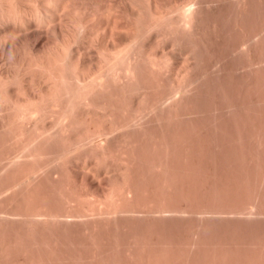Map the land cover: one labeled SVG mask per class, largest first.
Here are the masks:
<instances>
[{
    "label": "bare ground",
    "instance_id": "6f19581e",
    "mask_svg": "<svg viewBox=\"0 0 264 264\" xmlns=\"http://www.w3.org/2000/svg\"><path fill=\"white\" fill-rule=\"evenodd\" d=\"M30 1L31 2L29 3V0H26V1L25 0H0V43L2 42V45H4L6 42L11 40L12 38H15V40L16 39L18 40V38L20 37L21 42L24 43L25 45L23 46V45H21L22 44L21 42L19 43L20 39H19V41L13 40L14 43L17 46H19V48H23L26 51H27V47H28V51L25 54H23L24 51L23 52H22V50L19 51L18 50L19 48L18 49L16 48L17 52H15L14 48L17 46H15V44H13L12 41L11 42L9 41V43H12L15 47L13 48L14 53H11L10 56L8 55L9 56L8 60L10 62L7 63L6 62L7 59L5 60L3 58V57H6V56H4V53H3V50L5 48L3 49L2 45H0L2 47V50L0 51V52H2V54L0 53L1 54L0 55V117H2L4 119V121L2 123H0V125L1 124L3 125V126H1L2 128L0 127V130H1L0 134L4 133L6 135V137H8V138H6L2 134L0 135L1 138L5 137L4 139L7 140L6 141V140L2 139L3 142L4 141L6 142V143H4V145H2L3 142L0 141V145L3 146V147H0V152L5 150V149H6V151L10 150V149H7V148H9V146H7V145L10 142H11V144H9V145H10L11 151H12V153H11V151H10V153L8 152L9 155L5 151H3V152H5L7 154H4L2 152L4 154L3 155L2 153H0L1 155H3V156L0 155L1 164L7 163L9 161L8 164L6 165V166H8V165H11L10 163H12V167L9 166L10 167L9 170L6 168V166L4 164L2 166L0 164L1 168L3 167L2 168L3 171L5 170L4 173H6V174H4V173L2 174L1 173L2 169H0L1 170L0 173L4 176V178L6 177L5 175H7L8 172H10L8 174L9 176L12 175L10 177L11 179L6 177L7 178L6 182L10 181V183H9L10 186H9V184L5 183V181H2V183L4 182L6 184V186L4 187L3 186L4 184L1 183L0 193H2V192L5 193V194H3V193L2 194L5 195V198H6L7 197L6 190H8L6 188L7 185H8V188L13 187L12 188V190H13L16 188V186H18V188L19 187L24 188V185L27 184V187L25 186V188L29 189V191L31 190V188H33L31 191H34V192L30 193L26 189L24 191L23 188H22L23 190L21 188H19V190L22 191L21 194L18 193V191H19V190H17L18 188L15 189L16 192H15V190H13V191L16 194L17 193L20 194V196L21 195L23 196L26 193V191H28L30 194L27 192L26 193L27 195L25 194L23 197H21V198H24V201H25L26 196H27V198H30L32 196L31 195L32 193L34 195L35 190H36V192L40 191V193L37 195L38 198L41 196H44L46 198L44 193L42 195V192H43L42 190L44 188L40 189L41 186L43 187L44 182L47 183V181L48 182L52 181L51 177H53L54 179H57V177H54V176H59L61 174V173L58 174V172L60 170H62L64 165L66 166V163L69 164L70 166L73 164L76 165L75 163H77V162H78L77 164H79L80 161H82L83 164H87V162L89 163V160H90V163H92L94 161V158H95V160H96V158L99 159L98 157L101 155L100 158L102 159L103 154H106L105 156H107L108 153H109L107 156L108 158H109V156L113 155V157L110 158V160H112V163H113L112 158H114V157L117 158L118 156H120L119 157L120 159L117 158L118 160L116 158H114V162L115 161L121 162V163L119 162L120 169L118 167H116L115 165H113L116 163V165L118 166L117 162L111 164L110 161H107L110 163V165H108L109 163L107 164L108 166H110L111 168L116 167V168H114V170L112 169L113 173H115L114 171L116 169H118L119 172L118 171L117 172L120 174V170L122 167L128 168L127 166H129V167L132 166L131 169L129 168L131 171L129 169H127V171H126L124 168V170H122L121 173L123 174L125 171L124 175L125 174L127 175L128 171H129L130 172V175L128 173L129 179H130V177L132 179H134V182L135 183L137 182V184H136L137 186L139 183H141V185L139 184L140 186H138V190H139V187H141V186L144 187L146 185V183H145L147 181L146 179H148V181L150 180V182H151V180H152V182L153 181L154 182L153 183L149 182V184H152L151 185L152 189L150 188L151 191L148 192L147 189H149V188L147 186L145 188L147 191L145 190V192H143L144 190H141V188H140L141 191H138L135 189V187L137 188V186L134 185L135 183L134 182H133L134 184L132 183L133 180L130 182L132 184H130L124 178V177H127L126 175L125 176H122L121 174L117 175V172H116L117 177L115 176V179L116 178H118V179H116V181L113 180V182H111V183H115V182L119 183L118 181L121 180L120 176H122L126 181L124 179H123L124 181L121 180L120 183L121 182H123V183L122 184L119 183V185H121V186L123 185V187H121L122 189H125L124 187L130 185V186L126 187V189H125L128 191L124 192L122 194H119V193H121L120 191L118 193L120 186L118 184L116 186V183H115V184H113V188L116 189L118 187L119 189H116L117 191L113 190L112 193L107 195V196H105V194L103 195L101 192H99V194H95L96 191H100L101 188H105L104 185L106 183H107L106 184L107 186L109 185L107 187L108 189L110 188V186L112 187V184L111 185L108 184V182L105 180L106 183H103V185H99V186H102V187H100V190L96 189L95 191H93V194L97 195L98 197L103 195V196L99 197L102 200L101 199L99 200L98 197H97L98 199H96V197L93 194H91V192L89 191V190H91V191L93 190V188L91 187L93 184L91 186L89 185V187H88L85 184L88 182L86 179L87 177L85 178L84 174L83 175L81 174L82 177L84 176L83 179L85 178L86 180L85 179L84 180L87 182H85L84 180L82 181L81 180L82 178L80 177V175H79V177L81 179L79 177L78 178L81 180V183L84 182L83 184L86 185V186L84 185V187H85L84 189L88 188V190H86V192L87 191L90 192L87 196V198L88 197L90 198V200H88L85 198L86 196L82 197V196L87 194L82 187L83 184L80 183V185H82V186H79V183H78L77 184L78 186L77 185H75V186H77L79 189L82 188V192L84 191L85 194H84V192H83V194L80 192H77L79 189H77L75 186H74V188H76V189L71 187L72 185L75 184V182H74V184L70 183L71 186L70 185L69 186L72 189H74L75 192H77V193H75L72 190L74 192V194L72 193L73 195L71 194V192H72L71 188L68 187L67 184H68V181L71 180V178H72L71 182H73V180L74 181L76 180V182H78V181L80 182V180L75 179V177L78 176V175L75 176V173L78 171L77 169L79 167H80V169H82V171H85L87 169L86 166H89L88 167L89 170H86V171L89 172L91 170V173L94 176V173L96 171L99 172L101 170V169H99V171L94 170V168L95 169L98 168L99 164L97 165V167H93L94 165H96L95 163H97L96 161H94L95 162L94 164L92 163L90 165L89 164L85 165L86 169L84 168L83 165L79 164L80 166L78 165L79 167L77 168V166H76L75 167L76 169H74V170H76L75 173L73 172L74 170L73 171L69 170L70 167L68 165L67 166V170H69L68 172L69 173L73 172L74 174L72 173L71 176H68L67 172H66V174H65V172L63 173L64 177L66 175L67 179L70 177L69 180L66 179L67 183L66 182L65 183H66V188L67 189L69 188V191H71V192L68 193L67 191H65L66 188L64 189L65 193L66 192L68 193L66 195L67 199L63 198L61 196V194L64 192L63 189L61 188L64 183H61V184L59 183L61 185V187H60V185L58 186V184H57L58 183L57 181L62 180V178H61L62 176H59V179H57L56 182L54 181L56 184H54V182H53V184H54V190L56 189V187H55L56 185L61 188L62 193H61V191H59L58 196L62 197V199H66L65 205L73 204L74 206L72 208L71 207L69 208V206L68 207L66 206L67 208H65L64 204L62 206L59 204L60 207L55 206V209L59 208V209H57V210H59L58 213L56 212L57 210L54 213L51 212L54 208L52 207L53 208L52 209L50 207V205L52 204V206H54L53 203H55L57 205H58V203H60L56 199H53L54 197L57 199L60 198L58 196H54V195H57L55 193H57V190H60V188H57L56 192L54 191L53 195H48L49 193L47 194L49 197L52 198V199L50 198L51 200H56V202L51 201L52 203L47 204L49 207L45 206V208H46L45 211L43 209V207H44L43 203L45 200H46L45 203L50 202L49 200L47 201V199H49L48 196H47V199H44V197H42L43 199L41 198V200L43 202L42 203L43 206L41 205L42 208H40V209H39V207H41V206L37 205V206H39L38 208L36 206L37 202L39 201L38 198L36 196H32V197H36V198L33 199L31 197V200H34V201L36 200V202L34 203V201H31V203L33 202L35 204V208L37 209L36 210L34 208V210H32L31 207H34V205H33V203L30 204L29 199L28 200L26 199L29 202V203L26 202L27 204L23 201V199L18 200L20 202H17V199H20V196L19 195L17 196L16 194L14 195V192H12L13 194L8 193V196H9V194H10V196H9V199H8V197L6 199H8L9 201L11 200V198H10L11 196H14L13 200L15 199V196L17 197L15 199L16 201L11 200V202H9V203L11 204L13 202H17L16 205L19 204L18 207H20V208L16 207L17 209H19L18 212H20L21 207H22V210L25 207L24 211L29 210V212H26V213L21 210V212H23L25 214V215H23L21 212L20 213H17V212L13 213L17 210H16V208L11 207L12 209L15 210L14 211V210L9 209L10 211H12L13 215L20 214V216H23V218H22L19 215H17L18 220H20V218H21V220H23L24 216H25V219L29 218L28 221H26L24 219V221L27 222V224L29 226L30 223H28V222L30 221L32 216L37 217V218L32 217L33 223L35 222L34 219H36L37 224H41V222L40 223L37 222V220H39L38 217L41 220H43L45 217V219L42 221L44 223L47 219V221L44 223V225L49 224L48 221H52L55 225L56 222H58V219L64 218L63 214H65L66 215L65 218L68 217V219H69V217L70 218L76 217L74 222H76L78 217H84L85 218V216H87L85 220L83 218H80V219L81 220L83 219L84 221H90L91 215L89 213L93 211V213H94V214H92L93 216L98 214V216L102 217V219H104V220H102L100 217L97 218V216H95L96 220H91V221L102 222V221L106 220V222H107V219L108 220L112 219V216L115 217L113 214H116L118 212L120 214L124 212L127 215V213L129 211H132L131 213L130 212L128 213L129 215H131L134 212L133 210H135V212L133 213L135 216V214L138 215V213H139L137 210L142 211L145 209H146V211L145 212L143 211L144 213H141L139 215L143 216L144 214L148 213V215L152 214L153 216H155L154 213H156L157 215L159 213L160 214L162 213L161 214L162 217H160V219L161 218L164 219L165 216L163 214H165L167 216V214H169V213L170 214L172 213V216L174 214L176 215L175 217L173 216L174 218H172V219H175V218L179 219L180 217H182L181 219H184L186 217L190 218L193 215L192 216L193 218H196V217L201 218V216H203L202 220H204V216L208 215L209 213H210V215L208 217L213 216L212 220L215 218L214 215L215 216L218 215L219 218L216 217V219H218V220L219 219L227 220L229 218H224L225 216H227L226 214H228V216H230V219H234V216L232 218L233 214L236 217L240 216V217H237L239 219H243L244 217H246L245 214H247L248 217H251V216L253 217V214H255L256 211H258V213L257 212L256 213L259 214V216L257 214H255L254 217H260V213L263 214V215H261V217L264 216V212L262 211V210H264V207L262 205H260L261 203L262 204L264 203V202H262L264 200V198H262V197H264V195H261V193L262 194H264V193L262 190H260L261 192H258V190L260 189L259 188L260 186H262L261 188L264 189V186L261 185V184H264V180H263V183L261 180H258L260 182L259 183L257 180L255 181L254 178L249 176V177H251L250 180L253 179L252 181H255L254 183H256V186H257V184H259V187H258V189L256 186L254 187L253 185H255V184L254 183L252 184V181H249L250 183H247L249 185H246V182L248 181V180H246V176L250 175V173L252 175L253 171H255L256 176L254 173L252 176L257 177L258 179L264 178V177H262L264 175L263 174L264 169L260 170V167H262V168L264 167V165L262 166V164H264V163L263 162L261 163L263 155H264V154H262V151L264 150V138H263L264 137V131H263L264 119L262 120V122L260 121L261 123L259 122L260 124L256 121L259 126L261 125L262 129L259 127L261 130L256 126V124H254V126H252V127L256 126L260 130L259 131L258 129H256L259 131V133H262L261 131H263V134H262L263 137L258 133V131L257 132L255 131V133L257 134L255 136L254 135L255 133L252 130L253 128L250 127L251 126L250 123H256V122H254L255 120L254 121L252 120L253 122L248 123V121H251V120L249 118H247L248 120L246 123L247 125L249 124L248 126L250 128V129L248 128V131L250 132V130H251V133L252 132L254 133V134L252 133L253 138L251 139V137H250V139L252 141L255 140L254 136L257 139L258 138L257 136L259 134V137H261V138H258V139H260V140L257 139L256 141L252 142L248 138L249 139V141H248L247 137L251 133L250 134L248 133V136H246V135L244 136L243 139L246 138V140L242 139L243 142L248 141V142H246L247 144L243 143L246 145V149L249 148V146H251V145H249L251 142L255 145L258 143L260 148L258 147V145H257V147H254L255 145L253 146L254 147L253 150H255L257 148L255 150L256 153L254 152V154H253L252 153L253 151L250 152V148H249V150L247 149V151H244L246 153V154L244 153V155H246V156L251 155V157L254 155L253 158L255 159V161H256L257 157L261 156L262 158L259 157V159H260L259 163H257V161L256 162L253 161V159H251V157H249V158L247 157L249 160L245 156L243 157L242 156L243 155L242 146L239 148V150L237 149V151H236L235 149L241 145V142H240V145L238 147L234 146V145H237L235 143L237 140H235L233 138H228L227 140L228 141L231 140L232 144L235 143L234 145H230L231 142L228 143V141L225 140L226 138L225 139L220 138L221 142H223L222 140H225L223 143H221L220 141L218 142L219 139H217V141H216L215 140L216 138H213L214 140L211 139L212 137H209L210 139L207 138V140L205 138H203L204 141L206 140L205 142H208V144L206 146L203 145L205 147H207L208 145H211V144L213 145V143L211 142L212 140H213V142L216 141L219 143L218 146L216 143H214V145H216L218 147L217 149H219L220 147H222L223 149L220 148L219 151H217V149H214L212 151V148H211L212 145H211L209 147V150H211L212 153L215 152V154L221 153L219 155L220 158H222L224 156V155H222V151L225 150V148H226V150H228L230 148V146H232L233 147V148L231 147L232 149H234V147H235V149H234L236 151L235 153L239 152V154H237V156H235V153H232L234 150H232L230 148L232 150V152H230V153H227L228 151L226 152L227 158L229 157L230 154H231L230 158L232 156H233L232 158H235V157L239 158L242 156L241 160L239 159V162L243 160L242 158H244V160L247 159L248 161H245V162H248L249 165L248 164H246V165L249 166V169H250V163L252 161L254 162V165H257V167H259V169H257V170L255 168H254L255 170L253 169V171H251L252 169L249 170L247 172V173L250 172L249 174L244 173V175H246V176H245V180H243V181H246V182H243L244 183L243 185L246 186V192L248 191L247 186L248 187L252 186L253 189L256 188V190H257L256 193L258 192L257 194L258 195L260 194V198L262 199V200H260L259 205H257L256 200L254 201V202H256L254 204V208L256 209V207H257V210L255 212L253 211V209H254L252 207L253 205L249 204L250 205L249 206L247 204L246 200H242L244 198L238 197V196H240V195H238L240 193L237 194L238 190H237V192H236V190L233 191L235 184H233V187L229 186L230 190L232 189V191L229 190V192H227L229 187H228L227 181L225 179H228L229 177L228 178L225 177L224 182H223V184H224L226 181V183H225L226 185L224 184L223 186H225L227 189L224 188V190H223V187H221V188L224 191V193H225V189H226V193H225V194H227L226 198H228V196H229L230 200H227L225 198L224 193L221 192V190H220L221 188L218 187V186H222V184L217 185L216 188H215L216 185L215 186H213L211 184L209 185V188H211V192H212V190H215L218 188L217 191H213V193L210 192L212 195L214 194V192H216L214 194V196H211V195L210 196L213 199L215 197V195H217L219 202L221 201L223 203L224 207L221 206V204H222L221 202H220V204L218 203L216 197L214 200H216L215 202H217L218 204H216L215 202H214L215 204L212 203L213 200L209 197V195H207V194H209L208 192L210 191V189L207 187L205 182L203 183L200 180L201 183L204 184V185H202V187L205 186L204 192L208 191L207 194L206 193L204 194L203 188L201 190L200 183H198L199 186L197 185L196 188H194L195 187L194 185H196L197 182H200V181L196 180V178L198 177L197 175L200 174L199 172L197 173V171H198L197 169H199V171H202V169H203V172L205 173L204 174L201 172V174L199 175V177L201 179L202 174H203V176L206 175V173H207L206 171H207V169H209V166L207 168V164L205 165L204 160H201L203 158H201L198 161V164H197L198 166L194 167V166H196V164L195 165H193V164L197 163V162H194L193 160H195L194 158H196V157L199 159L202 155H204L203 153L207 154V152L209 150H207V152H205L206 148L203 149L204 151H202V147L199 148L200 145L202 146V144H206L204 141L202 144H200V142L202 141V137H196L193 133H191V134L189 132L187 133V131H189V129H188L189 126L187 127V125L190 124V127H191L190 132H194V128H195L193 125L191 126V121L193 119L190 120L188 118L189 115L192 116V114L189 113V112H192V109H191L192 106L191 105H193L194 102L196 103V101L201 103V101H199V100H202V103H203V99L196 100L195 98H198V97L200 98L199 93L203 94L205 92L204 90H207V89H204L203 82L205 83V81L202 82V78H204V80H208L209 79L208 77H210V73L207 72V73L203 74V72H201V71H203V69L206 70L205 68H208V66L200 63L204 66V68L201 71H199L203 74V76L201 77L200 76L201 73H199L197 70V65L199 64V62L196 65L197 59L195 58L196 61L193 60L194 57L199 58V60H203V58H204L203 56H202V59L200 58L201 57L200 55H202L201 51L200 52L198 51L199 53L194 52V50L196 51V49L199 48L200 46H202V44H203L202 42H200L201 40L199 39V37L203 34L200 33L199 31L204 32V29L206 27H208L210 29V32H209V29L206 28V30H205L206 32L204 33L205 38H206V33L208 31V33H207L208 40L207 41L202 40V41H204V42L206 41L205 43L211 45L212 42L214 41V38H213L214 34L215 35L218 34L217 31L220 32L219 34H223V31L228 28L227 26H219V23H221L220 25H222V23L226 20V18L230 19L232 17L231 19L234 20L235 17L239 18L241 16L239 18L241 20V22L239 19H236V22L231 20V19L227 20L231 24L229 26V28L236 25L235 26L236 30L233 27V28H231V29H233V31L230 30L229 31L230 33L228 32V35H226L227 34L226 33V34H224V36L226 35L225 36V38H226L227 36H229V34H232L231 31L232 32L236 31L234 33H237V30L239 27V26H237V24H239L238 22H240V25H243V24H241L243 22L247 23L246 21H243L244 18H247V17H248L247 19L249 22V18H251V16L253 14L258 13L255 10L258 11V9L262 10L264 8L263 7L264 2L261 3V0L259 2L255 0L257 2V5H258V3L261 4L262 8L259 5L258 9L254 8V10L252 12L253 14H250L249 12H251L252 10H251V8L249 9L250 6H248L247 11L248 10L249 11L248 12L246 11L249 14L248 15L245 11H243L245 9L243 7H245L246 4L250 5L248 3L249 0L248 1L247 0H228L229 2L225 1V0H212V2L210 0L207 1L208 3L211 2V3H209V5L210 4H211V6L214 5V6H216V8H218V6H219V8L221 7L222 9H223V7H225V5H227L225 2H227L228 5L230 3L231 5L235 4L236 6H238V7H236L234 5V7H233L234 11H231V10H229V7L231 5L230 6L227 5L224 8L225 10L227 9V12H225L222 9H221L222 11L220 9H218V10L215 9V11H218V13H219V10L221 12H223L221 14L219 13L220 15H218L217 12L212 13V14H214V16L217 13L216 14L217 19H218V17L219 18L221 17V19H219V23L215 22V18L212 17V14H209L210 12L208 13L206 11V13L209 14V17H212L210 19L209 17L206 16L207 18H209L210 23L213 22L212 19L214 18L213 20H214L215 24H214V22H213V24L218 26L217 28L220 29L221 30L220 31L216 28V26L214 27L213 24H211V26L213 28V29H211L210 28L211 26L210 27L206 26L207 24L210 25L209 23L206 22V25L204 24L205 21H204V23H202L203 22L202 19H204V20H206V19H205V16H202V14L204 12H202L201 14H200V12L208 10L207 7H206L207 9L205 8L203 10V8L206 6V4H208L205 0H30ZM223 1H225L224 5L221 6ZM255 1H253L252 3L255 4ZM212 3H214V4H212ZM204 4H205V6H204ZM214 6H213V8H214ZM251 7H254V5H252ZM210 8L211 7L209 6V10H210ZM233 8H231V9L233 10ZM237 8H239L240 10ZM235 9H236V11L239 10V12H236L237 15L234 13ZM263 11L259 10V16L262 15V17L264 18V16H263L264 12ZM212 12H214V11H212ZM224 12L227 14V17L224 16L225 19L222 17L223 14H225ZM228 12L233 13V16L231 15L229 17L230 14H228ZM205 14H203V15H205ZM234 15H236V16L234 17ZM238 15H239V17H237ZM242 15L244 18L242 17ZM256 15H258V14H256ZM256 15H255V18L258 17V16L256 17ZM201 16L204 18H202ZM253 17L251 19L255 21L254 22L255 24L251 21V19H250V22H251V24L253 23L255 25V28H254L255 30L252 29L253 25H251L252 27L250 28V26H249L250 24H247V26L253 30V33L251 35H250V33L248 34V32H250V31H249V28L247 26H245L246 28L243 27L244 29H248V31L245 33H244V31H246V30H244L241 26H240L242 28L241 30H244V31L238 30L241 32V34H240V32H239V34L242 36H245L247 34L246 39H245V37L243 39V37L239 36L238 33L235 34V35H238L239 38L242 37L241 43H240L241 40H239V38H235L236 36H234V33H233L229 37H231L232 40L236 44L233 43V41L231 43H229V41L227 40V39L231 40V38H229V37H227L225 39L228 41V43H227L225 40H223L224 39L223 35H221V37L223 38V39L221 38V42H223L224 44L226 43L228 45H224L223 43L221 44L217 39H215V41L218 43V46L216 45L217 43L215 41H214V45H212L213 47L209 46V45L208 46L212 47V48H214L216 46L215 49L217 47L218 48L222 47L221 49H223L224 48L223 46H225V48L227 46L228 50H231L230 51L231 54L229 55V57H226V55L223 54V52H226L227 48L225 50L223 49L224 51L222 50V52L219 48V49H217L216 52H218V50H220V52H221V53H219L220 56H225V58L232 59L231 64L234 63V60H235L234 57H236V59L239 60L240 57L238 55L241 56L244 53L246 55L248 54L249 55V61H251V63H249L248 58L245 56H244V60H243V61H245V59L247 58L246 61H248V67H246L247 62L246 61H245L246 63L242 62L241 58H240V61L242 63H244L243 64L244 67H246V69L249 70L250 72H251L250 69H252V67H254L253 70L257 75H258V73L260 74V72H261L260 75H262V74L264 75L263 71L259 72V69L261 67L264 69V67H263L264 66V55H262V54H264V51H263L264 49L262 48V47H264V45H263L264 44V42H263L264 41V19H262V17H260L263 20V21H261L260 18H258V20H260L258 23V22H256L258 20L257 19L255 20V18L253 19ZM199 18H200V21L202 20L201 23L204 25V27H203V25L200 22H199L200 24L197 23L199 25V29L201 28L200 27L201 25L204 29L203 30L198 29L199 31L198 30L196 31V29L198 28V25L196 24L197 27L195 26V20H196V22H198ZM222 18L224 19V21H221ZM241 18H243V20ZM232 22H235V24H232ZM217 23H218V25H217ZM227 24H228V22L226 24L224 23V25H227ZM244 25H246V24H244ZM256 25H257V27H256ZM220 27L221 28L225 27V28L221 29ZM214 28H215V30H214ZM211 30H213V31H211ZM252 30H251V32H252ZM214 31H216V33ZM188 32H189V34H192V36L188 37V35L185 34ZM194 32H196L195 33L196 35L198 33H200V34L197 36L196 35L194 36L193 35ZM183 33L185 35H187V38H189V39H191L193 37L194 38L196 37V39H198L197 42H199V43L196 42L197 48H196V45H195V47L193 45L188 47L189 45H191L189 43L192 39L188 40L189 42L186 44L187 46L184 44V42L182 41V37L184 36ZM209 33L210 34L213 33L212 34L213 36L209 37V36H211V35H209ZM242 33L245 35H243ZM182 34H183V36H182ZM216 36L218 37V35H216ZM185 37L186 36H184V40L187 39ZM217 37H215V38H217ZM8 38H9V40H8ZM42 38L48 42V44H47L43 40V42L46 43L47 45L42 43V40H41ZM180 39H181V45L179 44ZM218 39H220V37H218ZM234 39H236V40L238 39L237 41L240 44L237 41H235ZM195 41L196 40H192V42H193L192 44H194ZM208 41L210 43H208ZM17 42L19 43V45L17 44ZM186 42H187V40H186ZM262 42H263V44H262ZM200 43H202V44L200 46H198V44H200ZM232 43H233L232 46L236 47L235 50L231 46ZM12 44H10V45H12ZM43 44H44V47L42 46ZM178 45L181 46L180 50L182 49V46H185L184 48H186V47L189 48V49L188 48H186V49L191 52V57H192L191 60L189 58L190 53L188 52V54L183 55L184 53L187 52V50L185 51V49H184V51L183 50L180 51ZM221 45H223V46H221ZM253 45H255V46L260 45V48L263 50L260 51V48L257 47L258 49L256 48V50L257 51L259 50L260 52L259 51H258V53L253 52L255 54L252 53L253 55H251L252 51H256V50H252L255 47ZM6 46H7V43H6L5 47ZM228 46H230V47H228ZM25 47H26V49H25ZM41 47H43V48H41ZM192 48L194 49L193 52L196 53L197 56L194 53H192ZM231 48L234 50V52L232 51ZM13 49L12 50L10 49L11 52L13 51ZM10 50L6 49L7 52L8 51L10 52ZM200 50H203V48ZM262 51H263V53H262ZM7 52L5 54H7ZM21 52H22L21 56L17 59V57L20 55ZM180 52H182V53H180ZM213 52L216 53L214 50H213ZM227 52H229V51H227ZM17 53H19V54L16 57ZM234 53H235V55L236 54L237 55L235 56ZM180 54H182V55H180ZM193 55H195V56H193ZM227 55H228V53H227ZM231 55H234V57H233L234 60H233V58H231ZM11 56L15 60H13L11 58ZM14 56H15V58H14ZM180 56H182V58ZM220 56H218V57L221 58ZM251 56L253 59L250 58ZM225 58L223 59L224 60L223 62H222V60L221 61L219 59L217 60L221 67L230 61V59H229V61L227 59L228 62H226ZM242 59H243V56H242ZM3 60H5V61H3ZM192 60L195 62H193ZM191 61L193 63H190ZM188 62L190 64L195 65L196 67H193V65H190V64L188 65ZM220 62H222L223 65ZM224 62H225V64H224ZM214 63H216V62H214ZM236 63H237L236 68H238V67L240 68V65H239L240 63L239 64H238V62H236ZM185 64H187L188 65L187 67H189V68H186L185 69L186 71L183 72L182 69L185 67L184 66ZM207 64H209V68L211 67V70H212V66H210L211 65L210 62ZM202 65L200 67H198L199 70H200V68L203 67ZM227 65H225V66L227 67ZM236 65H235V63L233 65H230L231 69H229V67L227 69L225 66L221 69L222 70L227 69L228 71H232L233 73H235V71H237V70L233 71L232 69H235L234 66H236ZM205 66H207V67H205ZM213 66H214V64H213ZM220 66H218V68H220ZM232 66H233V68H232ZM192 68H194V69L196 68V70L199 74H196V72H195L196 70H193ZM216 68H217V66H216ZM216 68L214 67V69H216ZM255 68H256V70H255ZM214 69L212 71H217V69L216 70H214ZM246 69H243V70H245L244 76L250 75L249 78L252 79L254 77L255 73L253 72L254 73L253 74L252 72L250 73L249 71H247V72H249L247 74ZM189 70L191 71V73L188 72ZM222 70L221 71L219 70L220 73L218 72L220 74L219 77L221 79V76H225L226 78L225 77H223V78H225L224 79V80H226L225 82L228 83L229 77L227 79V75L230 74L231 72L226 74L228 71L226 70L227 71L226 72L225 70L224 71H222ZM224 72H226V73L224 74ZM194 73L197 75L196 77H193ZM218 73L216 74V76L218 75ZM237 73L238 72H236L235 75ZM214 74H212L211 77H213L215 79L216 76L214 77ZM205 75H209V76H206L207 77L206 78ZM240 75H242L241 69H240ZM252 75H253V77H252ZM260 75H258V76H259V78H262V79H259L258 76H257V78H255L259 82L253 78L251 80V83L253 84L252 86H254L255 82H253V80H255L257 82L255 84V86L257 85V86H259V88H257V86H256L255 88H257V89H255V90L257 91L260 89L259 91H261L262 93H259V91H257V92L260 94L259 95L260 99L264 100V99H262V98H264L263 97L264 86H263V88L262 87L260 88L261 83L264 81V78H263L264 76L262 75L263 77L262 76L260 77ZM242 76H240L241 78L239 76H237V78H239V79H237L239 81V82H237L238 83L237 86L240 85V87H241L242 82H240V81H241V79L244 80V78H242ZM213 78H210L211 82H210V80H208L209 84L218 83L217 80H215V82H214V80L212 81ZM217 78L218 77H216V79ZM249 78L248 77L245 78L244 82H247L246 80H248L249 83L248 82L247 83L251 85ZM199 80H201L200 82L202 84L199 82ZM218 80H219V78H218ZM221 80H223V79H221ZM261 80H263V81L261 82ZM244 82L242 83L243 89L246 88V85L248 86V84L247 83L244 84ZM222 83H224V82H222ZM230 83H231V81H230ZM258 83L260 85H258ZM263 84H264V82H263ZM206 85L207 84H205V86ZM219 85H220L219 88H221L222 85L220 83H219ZM228 85L231 86V84H229V83L228 84L224 83V86L228 87ZM232 85L234 86V83ZM250 85L248 87L249 90L252 89L251 88L252 86H250ZM211 86L212 85H210V88H211ZM213 86H214V88H213ZM213 86L210 89L212 91L214 89L213 93L215 91H217V92L220 91V90L219 91L215 90L218 87H215V85H213ZM230 86L228 89H230ZM233 86H231V87H233ZM197 87L198 88L201 87V89H200L201 92H200V90H198ZM206 87L208 88L209 85H207ZM226 87L224 89H226ZM240 87H237L238 90L240 89ZM248 88H246V90H248ZM195 89H197V90H195ZM202 89H203V92H202ZM232 89L235 90V88H232ZM191 90L192 91L195 90V92L193 91L194 92L193 95L195 93L198 94V96L196 94V97L194 98L195 100L193 99L194 101L191 98L192 96H190V98H189V96H187L189 92L191 95V93H192ZM198 91H199V93H198ZM207 91H208L207 95H209V93L212 92V91L209 92V90H207ZM222 91H224V90H222ZM222 91H221V93H222ZM217 92H215V93L217 94ZM257 92L255 95L256 98H258ZM205 93H207V92H205ZM213 93H210V94H213ZM223 94H225V93L223 92ZM203 95L201 98L204 97ZM207 95L205 94V97ZM187 97H188L190 103L188 101H186ZM258 99L254 100V101L255 102L260 101L263 103V101H261L260 99L258 100ZM191 101H193V103ZM254 101H252V103H254ZM186 102L189 105H187ZM257 102L255 103V106L256 107L259 106V107L256 109V112H257V110H259V108L261 106L263 107V104H264L263 103L261 105V103L259 104V102L258 103ZM200 103H198V104L196 103L193 105V106L197 105L196 106L197 110L194 109L195 107H192L193 112L196 110L194 113H196V112L199 113L200 111H198V109L199 110L202 109L201 106L199 108H197L200 105ZM186 105L188 107L190 106L189 111L187 110V108H185ZM247 108L249 109V107H247ZM184 109L187 110L189 113V115H188V113L185 114V115H188L187 116L188 119H186V121L187 122L190 121V123L188 122L189 124H187L186 121H182L183 119L180 118L186 112V111H184ZM246 110L247 109H245V111ZM202 112L199 113V116H200V114H202ZM258 112H257V115L258 116L261 115V117H262V114H260V113H263L262 118H264V109L262 110V112H261V109ZM194 113H193V115L197 114V113L196 114H194ZM181 114H183V115H181ZM257 115L255 114V119L257 120V118H258V120H261L262 118L260 117L261 118L260 119L259 117H256ZM191 116H189V117H191ZM199 116H196V118ZM185 117L186 116H184V118ZM247 117H248V115H247ZM2 118H0V120ZM194 119H195V116H194ZM181 121L183 122L182 124H181ZM183 124L186 125L185 128H187L188 130L183 129L184 127L182 129L180 128L183 126ZM247 125H246V127H247ZM255 128H254V130H255ZM180 130H182V132H180ZM185 130H187V131L185 132ZM183 133L184 134L187 133L188 138H189V134H190L191 137H192V135H194L198 139V141H196L197 139H194L195 142H192V138L190 137V139H191L190 143L192 142V143L196 144L197 142H199V139L201 138L200 139L201 141L196 144V145L199 144V146L197 148L200 149L201 151L197 150L196 147H194L196 152H197L196 154L200 157H198V156L194 157L193 156L195 154V152H193V147H192L193 145H190V144L188 145L189 139L187 138V135H184ZM246 133H247V131H246ZM180 136H182L181 137L182 139L184 137L183 141L180 140L181 139ZM194 136H193V138H194ZM186 138H187V140H185ZM237 138L240 141L241 136H240V138L239 137H237ZM8 140H9V143H8ZM208 140H211V141H208ZM232 140H235V141H232ZM51 141L54 142L55 144L56 143H58V144H56V146H55V144L53 143L54 145L52 146L51 145L52 143L50 144ZM183 142L185 144H187L186 146H190L187 148L184 145L185 149H189L190 151L192 150L193 154L191 157L192 158L194 157L193 160L189 156L190 155V153H188L189 150L184 149V147H183L184 143ZM225 142H227L229 146H227V143H225ZM47 143H49V145H50V147H49L50 150H48L49 152L46 151L47 150L46 148L48 147ZM5 144H7V145H5ZM59 144L61 146L60 147L61 151L60 152L58 151L59 153L58 152L53 153V152L57 151L54 149V147L57 148L59 146ZM220 144H222V146ZM224 144H225V146H224ZM238 144H239V142H238ZM11 145L14 146V148ZM196 145H194V146H196ZM214 145H213V148H216V147H214ZM245 145H243V146H245ZM4 146H6V147L4 148ZM180 146L182 148H180ZM43 147L44 148L46 147L45 151L47 153L44 151ZM51 147H53V149ZM181 149L183 151L184 150L187 151L185 153H188L189 155L185 156V157H188L186 159H191V161L184 160L183 154H185V153H183ZM230 149H229V151H230ZM52 150H54V151H52ZM240 150L242 151V155H240V153H241ZM258 150H260V151L258 152ZM51 151L54 154V156L58 155V159L59 158L60 159L66 158V157L68 158V160H67V158L65 159V161H67V162L65 163V161H64L63 167H61L60 164L58 163V162H60V163L63 162V161H61L62 159L61 160L59 159V161H58V159L56 160V157L52 156L53 154L51 153ZM201 152H202V155H199V153H201ZM247 152L250 154H247ZM48 153H50L49 155L51 156V158L49 155H48V157L50 158V160H53V163H54V160H56L54 163L55 166L48 159V157L46 155ZM208 153L210 155L208 154L209 158H207V156H206L207 161H209L208 159H210V158H211V160L213 159L211 157L213 154H211V152H208ZM257 153H259L261 155L258 154L259 156L258 155L255 156V154H257ZM75 155H76V157H75ZM78 155L79 156L81 155L82 158H78L79 157ZM205 155L203 156L204 158H205ZM4 156L5 157L8 156L7 157L8 160L6 158H4ZM105 156H104V159H106ZM215 156H217V155H213V157H215ZM23 157H24V159H23ZM45 157H47V158L45 159ZM52 157H53V159H52ZM86 157H88V159L90 157H94V158H92L93 160L92 159L88 160V159H86ZM3 158H4V160L6 159L5 162L2 161ZM75 158H76V160H78L77 162H76V160H74L75 163L70 161L71 159H75ZM37 159H40L41 161H39ZM47 159L51 162V164L54 167L51 164L47 163V162H49V161H47ZM80 159H83V160H80ZM101 159L98 160L100 165H102V163H104L103 160H101ZM121 159H123V161ZM214 159H217V158L215 157ZM214 159H213V161H214ZM36 160L38 162H36ZM44 160H46L47 162L42 164ZM86 160H88V161L86 162ZM100 160L102 161V163ZM250 160H251V162H250ZM263 160H264V158H263ZM184 161L189 163L188 164L185 162V164L187 166H189L190 168L193 165L192 167H194L196 169V172L195 171L191 172L190 168H189V171H187L188 169H185L184 166H182V168L184 167L183 170H185V171H182V168L180 167V165L183 164ZM195 161H197V159ZM56 162L59 164V166L61 168L60 169L58 167L59 171H58V169H56L58 166V164ZM122 162H123V164L126 163V164H124L125 166H122L123 165ZM180 162H183V163H180ZM190 162L192 165L190 164ZM199 162L204 164L203 166L206 167V168L204 167L206 171H204L203 166ZM233 162L234 161H231L230 163L233 165ZM242 162H241V164H243ZM245 162H244V164H245ZM37 163H39V168L35 166V164H37ZM260 163H261V165H260ZM120 164H121V166H120ZM127 164H129V165H127ZM185 164H183V165H185ZM237 164H239V163L237 162L236 165ZM43 165H46L47 169L50 167L49 165H51V167H53L54 169L49 168V169H51V171L50 170L44 171V170H46V168ZM100 165H99V167H101ZM103 165L105 166V163ZM199 165H201V167H202L201 170L199 168L200 167ZM219 165H221V163ZM81 166H83V167L81 168ZM4 167H5V169H4ZM91 168H93V169H91ZM109 168L106 166L107 171H110L107 175L112 174L111 170ZM194 168H192V169H194ZM42 169H44V170H42ZM52 170H54L53 174H51ZM55 170L58 171L57 175L54 174V173H56ZM92 170L94 171V173L92 172ZM103 170L105 171V168H103ZM11 171L13 172V174H11ZM40 171L43 173L42 174L43 176H39V175H41ZM180 171H182L183 173ZM238 171L239 170L235 171V173L236 172L238 173V174L236 173V176L241 174L240 176H238V178H240L241 176L244 178V176L242 174L245 171H243V172H238ZM259 171H261L262 173H258ZM185 172H188L189 174L184 175L183 179L181 180V178H182L183 174H185ZM190 172L192 174L194 173L195 175L197 173L196 178H195V175H193V177L195 178V181L192 182V183H194L192 188L189 187L191 183L187 184L188 182L193 180L192 179L193 177H191L192 174H190ZM47 173L52 175V176L50 177ZM77 173H79V172H77ZM80 173H82V172H80ZM83 173H85V172H83ZM91 173L90 174L88 173V174L91 175V177H93ZM101 173H103L105 177L107 176L106 171L102 172V170H101ZM180 173H182L181 176H180ZM235 173L233 174V177H235ZM37 174H38V176L36 177ZM45 174H46V177H47V175L49 176L50 180L48 177H47L48 179L44 178ZM103 174L102 175L99 174V175L103 176ZM259 174L260 175L263 174V175L260 176ZM2 175H0V179L3 180ZM99 175H98V177H100ZM258 175L260 177H258ZM73 176H75V177H73ZM112 176H114V174ZM185 176H187V177H185ZM35 177L36 178L42 177L44 180L46 179L45 181L44 180L42 181V179L39 178L41 180V181L39 180L41 182L40 188L38 187V185H36L37 189H40L39 191L35 188V185H34L35 180H36L35 184H37V182H38ZM91 177L88 176V178H91ZM107 177H109V176H107ZM189 177L191 178V180L186 181V179L187 180L190 179ZM199 177H198V179H199ZM230 177L233 178L232 176H230ZM249 177L247 179H249ZM95 178H96V176H95ZM204 178L206 179V177H204ZM204 178H202V180ZM100 179L104 180V177L103 178L100 177ZM105 179H107V178H105ZM184 179H185L186 183H184V182L182 183V181ZM205 179H204V181H205ZM92 180H94V179H92ZM62 181H65V180H62ZM62 181H60V182H62ZM99 181L96 180V182H98V183L95 184V186H97L98 184H102V182H105V181H102V182H99ZM139 181H144V182H139ZM230 181H231L230 182V184H231L232 180H230ZM40 182H38V183L40 184ZM126 182H127V184L124 185V183H126ZM92 183H94V182H92ZM87 184H91V183L89 182ZM149 184H147V185L149 186ZM180 184H181V186H180ZM185 184H187L186 186H188L189 188L188 187L185 188L184 187ZM239 184L242 185L241 183H239ZM131 185L133 187L135 186L134 190H136V192L133 190ZM236 185L238 186V183ZM95 186H94V188H95ZM115 186H116V188H115ZM182 186L184 189L182 188ZM245 186H243L240 191H242L245 188ZM1 187L5 188V189H1ZM197 187H200V188H197ZM236 187L234 189H236ZM239 187H237V189L241 188V187L240 188ZM89 188H92V189H89ZM107 188H105V189H107ZM153 188L156 189V191H157L156 192L157 194L155 193L154 196H153V194H154L155 190ZM122 189H121V191L123 192ZM188 189H190V190L192 189L191 190V193L193 194V195L191 194L192 196L190 195V190H188ZM193 189H196V193H193L195 191V190L193 191ZM198 189L203 192L201 194L208 196L212 200L211 203L214 204V206L213 205L210 206L208 203H207V206L206 205L203 206L202 204H205V203L199 202V204L201 205L200 207L206 206L205 207L206 209H209V207H210L209 210H206L205 208L200 209L199 204H197V203L196 204L198 207L195 206L196 204H194V206H195V209H194V208H192V207H194L193 204H190V203H188V201H186L188 197H189L188 199H193V198H190V196L191 197L197 196L200 193L199 191L197 192ZM3 190H5V191H3ZM9 190L7 192H9ZM12 190H10V192ZM109 190H111V188ZM109 190H103V191L101 190V191L103 193L106 192V194H108L107 191H109ZM180 190H181L182 194H183V191L185 193V194H183V197H182V195H180L181 194ZM23 191H24V194H23ZM185 191H189V192H185ZM219 191H220V193H219ZM142 192H143V195L145 193V195H147V196L150 192H152V194H149V195H151V197H153V198L151 199V197H149V199L147 201H145V206L143 205V202H144L143 200L147 199V198H145L146 196H144V198L141 199L143 201L142 203L139 202L141 200L139 198H137V194L140 195V193H142ZM166 192H169V193L166 194ZM234 192H235V195L237 194L236 196L239 199L241 198L240 203H244L245 207H242V205H240V206L238 205L239 201H237V200H239V199L238 198L236 199V196L234 197V194H233ZM243 192H245V190H243ZM249 192H254V190L249 191ZM171 193H173V195H171ZM228 193H231V195L233 194V196L228 195ZM256 193L254 192V194H255L254 197H256ZM70 194L72 196H75V194H77L75 196V198H71L72 196L70 197L71 204H70V201L68 199ZM90 194L93 195L94 197L91 196ZM218 194H221V197H219ZM1 195H0V197H1ZM3 195H2V198H0L1 200L5 199L3 197ZM62 195L65 197V194H62ZM79 195H81V196H79ZM143 195L142 196L140 195L139 197H143ZM157 195H158V198L155 197ZM168 195H170V196H168ZM258 195H257V197H258ZM186 196H187V198L185 199L184 197H186ZM102 197H105L107 200L105 198L103 199ZM169 197H171V199ZM222 197L225 198L227 201H229L226 203V206L228 205L229 208L224 205V202H226V200L224 201ZM233 197L236 199V202H235V199ZM91 198H92V200H91ZM167 198L170 201H172V198H173L174 200L172 202L176 201L177 199L180 200V198L181 199L184 198L185 199L184 204L185 203L189 204L190 208L185 207V205H182L181 203H178V202H180L178 200H177L178 201L177 204H180V206L182 205L183 207L182 206L180 207L177 204H176V206H178V207H174L173 206L174 203L171 205L170 201ZM221 198H222V200H221ZM260 198L258 197V199H260ZM62 199H61V202L64 201ZM136 199H139V201ZM231 199H234V202L239 206V209L237 208L238 207L237 205H235V206H237L235 208V206H234L235 203H233V200H231ZM58 200H60V199H58ZM130 200H134L132 202L133 204H131V206L128 205L129 203L126 204V202H130ZM149 200L151 203L154 202L155 204L154 203L149 204L150 203ZM21 201H23V203ZM67 201H69V202H67ZM74 201L76 202L77 206L75 205V203H73ZM98 201H100V202H98ZM135 201H137V202L134 204ZM2 202H3V200H2ZM40 202L38 204H40ZM167 202L170 204H168ZM254 202H250V203L253 204ZM0 203H1V201H0ZM9 203H7V204H9ZM97 203H98V205L101 204L100 205L101 208H103L102 205L104 207H107V205H108V207H107L108 211L104 210V212H108L107 214L110 213L109 215H111V218L106 217L109 215L104 214V212H102V211H99V213L95 212V209L97 210V207H98ZM137 203L141 207L143 205V207H142L143 209H141V207H139V209H138ZM7 204L5 202H3V204L1 203V205L2 206L4 205V207L5 206L7 207L8 206ZM29 204H30V207L27 210ZM148 204L150 206L147 207ZM230 204H232L233 207H232V205L230 206ZM125 205H127L128 208H126ZM132 205H134L135 207L134 206L132 207ZM255 205H257V206L255 207ZM2 206H1L2 209L0 211H2V216H3V214L6 215L5 212L9 211V210L3 209ZM259 206L261 208H263L260 210V212L258 209ZM61 207H64L66 209L65 210L66 212L60 211V210H63V208H61ZM74 207L75 208L77 207V208L75 209ZM129 207L130 208L132 207V209L129 210L130 209ZM144 207H147V208L144 209ZM211 207H215V208H213L215 210H213V209L211 210ZM216 207H218V208L223 207L226 210H224L223 208H222V210L218 209V208L216 209ZM8 208H10V205ZM47 208H48V211L51 208V210H50L51 213L46 211ZM68 208H69V210H68ZM133 208H135V209H133ZM183 208H185V209H183ZM188 208L190 210H188ZM198 208H199V211L197 210ZM70 209H72V210H70ZM74 209L76 210V212L74 211ZM77 209H78V212H77ZM191 209L196 210V211L192 210V212L194 211V213H196L200 216H197L196 214H194L192 212H191L192 215L189 214L190 217L188 216V214L186 215V213H190ZM3 210H5V212H3ZM31 210H32V212H31ZM10 211H9V213H11ZM67 211H69V213H67ZM88 211H90V212L88 213V215H86ZM136 211H137V213H136ZM30 212H31V214H30ZM59 212L60 213L65 212V213L60 214ZM100 212H101V214L102 213L103 214L99 215ZM9 213L7 212V214H9ZM12 213L9 214V216L12 215ZM27 213H28V215H26ZM74 213H76V214H74ZM124 213H123V216L125 215ZM249 213H251L252 215L250 216ZM177 214L178 215L183 214V215L177 217L178 216ZM5 215L3 216L5 218H1L2 216H0V218H1L0 222L3 219H8V216L7 215L5 216ZM29 215H30V217H28ZM103 215H106L105 217L107 219H105ZM157 215H156V219H159V215H158V218H157ZM184 215L186 217H183ZM219 215L220 216L223 215V218H221ZM242 215H245V216L243 217ZM149 217H150V215H149ZM168 217H170V215H168ZM236 217H235V219H236ZM87 218H90V220H87ZM147 218H148V216H147ZM152 218H155V217H152ZM11 219H12V217H11ZM17 219H16V216H14L12 220H17ZM54 219H56V222H54L55 221ZM80 219L77 222H79ZM41 220H39V221H41ZM63 220L65 221V219H60L61 222H63ZM72 220H74V219H72ZM205 220H211V218L207 219V217H206ZM66 221H68V220L66 219ZM69 221H71V219H69ZM71 222H73V221H71ZM80 222H83V221H80ZM33 223L31 225H33V226L37 225L36 223L35 224H33ZM50 225H52V223H50ZM33 226H31L32 228L30 226L29 227L31 229H33V228L35 229V226L34 227ZM196 230L198 231V229H196ZM196 230H195V233H198L199 236H201V238H199V239L197 238L196 240H199V242H201L200 239L202 240V233L201 232H200L201 234L199 233V231H201V230L199 229L198 232H196ZM195 233L193 232V234H195ZM195 237L196 236L193 237V235H192L191 239L187 241V243H186L187 245L185 244L186 246L184 245L183 247L186 248L188 246L187 248H189V247L191 248V246L196 241L194 239ZM192 238L195 241L192 240ZM189 241L192 243L188 244ZM156 242H157V244H156ZM156 242L153 243L155 246L150 245L149 248H147L149 246V244H147L148 246L145 245L146 248L145 247L144 248H145L146 252H149L150 250L148 251V249H151L154 247L153 248L154 251L156 249V251H155L156 256L152 255L153 253L152 254L146 253L145 254L146 260H143L144 263L146 261L147 264L148 263L151 264V261H152V264H155V263L159 264L158 262H160V264H164L163 261H165V263L166 262L169 263L170 262L169 260L173 261V259H174L173 262H170V263L174 264L176 262L175 261L176 259H177V261H180L179 257L187 256V254L184 255V253H186V251L187 252L190 251L188 253H193L191 250H194V247H192V249H189V250L187 248L185 250V248L183 249L181 247L180 250L182 249L183 252L178 251L179 254L176 255L173 252L175 250V249L173 250V248H175V247L172 244V246H173V248L171 247L172 249L168 246V248H170V250H171L170 251L171 254H172V252H173V255L175 254L174 255L175 257L172 259V255H170V252L167 250L168 248H166L167 246H164L162 244L163 243L162 241H161L162 243L159 240H157ZM158 242H160L159 244L161 245V247L164 246L163 249H161L162 252H160L161 250L159 249L160 253L157 252L158 247L160 248V246L158 245ZM199 242L196 241V243H199ZM196 243L194 244L195 248L202 250L201 252H198L199 256H200V253H203V249H201L202 248L201 246L199 248L198 244H196ZM179 244L177 245L178 246L177 250L179 248ZM157 245H158V247H157ZM199 245H203V244L199 243ZM196 249L194 250V252L196 251ZM10 250L11 249L7 248L5 252L10 253L11 252ZM177 250H175V251H177ZM218 250L219 249L217 248V251ZM164 251L168 252V254H166V256H164L165 255L164 253H166ZM213 251L215 252L216 249ZM217 251L215 253H217ZM227 251H225V252L228 253V256H229V254H230V256L232 254H234V252H232V251L231 252L230 251L227 252ZM263 251H264V247H263ZM180 252L183 254H181ZM196 252L194 253V255L193 254L191 255L192 257L194 256L193 260L191 259L192 261L190 260V258H192V257H188L187 259L191 262L195 261L196 258L199 257L197 255L198 253L196 254ZM225 252H224V250H222L220 252V254L218 253L217 255L218 256L220 255L223 259H225L224 257L227 255V254L225 255ZM50 253H51V251H50ZM50 253L48 252L49 255H50ZM52 253H54V252H52ZM52 253H51V255H52ZM161 253L164 255H162ZM204 253H205V251H204ZM239 253H241V252H239ZM195 254L197 255V257L195 256ZM6 255H7V257H10V255L8 253ZM36 255L38 256L37 251H34L33 253H31V256H36ZM158 255L164 256V259H166V260H161L163 262V263H161V261H158V260H160V258H163V257L159 256V258H158ZM168 255L171 256L170 259H169ZM201 255L203 256L204 254H201ZM217 255L213 254L211 256H215L214 258H216V257H218ZM25 256H26L25 262H27V263H24V264H30V261H28L29 259H27V257L30 255L26 254ZM152 256L154 257L155 260L153 259ZM167 256H168V258H165ZM176 256H179V257L176 258ZM239 256H242V255H239ZM261 256H259V255L257 256V257H259V259L256 256H254V258H253L255 261L254 263L258 264L260 262V259L262 261L264 259V257H263L264 255H261ZM40 257H42V256H39L38 258H36V259L34 258V259L37 261L40 260L39 263L43 264V262H41ZM144 257H143V259H144ZM151 257H152V259H151ZM203 257H205V259L208 258V260L213 259V257L212 258L207 257L206 254ZM147 258H149V259H147ZM156 258L158 260H156ZM222 258H221V261L223 260ZM240 258H242V257H240ZM243 258L240 259V260H242L241 261L242 263L244 261L245 262L248 261L246 264H248V263L254 264L251 260H249L247 258H246L247 260H243ZM30 259H32L31 264L33 263V261L35 262V260H33V258H30ZM139 259H140L139 261H142L141 258H139ZM255 259H258L259 262H256ZM147 260H149V262ZM153 261L154 262L156 261V262L154 263ZM189 261H188V263L186 261V263L190 264ZM36 262L34 264H36ZM48 263L49 262H47V264ZM137 263H138V261H137ZM140 263L141 262H139V264ZM144 263H141V264H144ZM225 263L229 264V262L228 263L225 262ZM260 263L264 264V262H260Z\"/></svg>",
    "mask_w": 264,
    "mask_h": 264
},
{
    "label": "rangeland",
    "instance_id": "374dc122",
    "mask_svg": "<svg viewBox=\"0 0 264 264\" xmlns=\"http://www.w3.org/2000/svg\"><path fill=\"white\" fill-rule=\"evenodd\" d=\"M26 1V0H25ZM206 2L207 1H209V0H205ZM211 2H212V0H210ZM225 1H228V0H225ZM225 1H223V3H222V5L221 6H223L224 5V2ZM248 1V0H247ZM253 1H255V0H249V4L250 5H248V4H246V6L245 7H243V8H245L243 11H247V9H248V6H250L249 7V9L251 8V12H249L250 14H253L252 12H253V10H254V8H257L258 9V6L260 5L261 6V4L260 3H258V5H257V2L256 1H260V0H256L255 1V4L254 3H252ZM31 1L29 0V3H30ZM205 2V3H206ZM211 2H209V3H211ZM229 2V1H228ZM264 2V0H261V3H263ZM208 3V2H207ZM209 3L208 4H206V6H205V4H204V8H203V10L207 7L208 8V10H209V6L211 7L210 8V10L208 11V10H205V11H201L200 12V14L202 13V12H204L203 14H205L206 13V11L209 13V14H212V13H215V12H217L218 13V11H215V9L216 10H218V9H222L221 7L219 8V6H218V8H216V6H214V8H213V6H211V4L209 5ZM227 5H228V3L227 2H225ZM212 4H214V3H212ZM254 5V7H251L252 5ZM264 4V3H263ZM262 4V5H263ZM227 5H225V7L227 6ZM231 4L229 3V5L228 6H230ZM235 5V4H234ZM234 5H231L230 7H229V10H231V11H234ZM256 5V6H255ZM236 6V5H235ZM225 7H223V9L222 10H224L225 12H227V9L225 10L224 8ZM236 7H238V6H236ZM264 7V6H263ZM206 8V9H207ZM228 8V7H227ZM231 8H233V10L231 9ZM242 8V9H243ZM261 8H262V6H261ZM212 9V10H211ZM237 9H239V8H237ZM219 10V13L221 14V13H223V12H221ZM228 10V11H229ZM240 10V9H239ZM239 10L238 11H236V9H235V14H236V12H239ZM259 10L260 11H263L264 10V8L261 10V9H258V11L257 10H255L256 12H258V13H255V14H253L252 16H251V18L253 17V19L255 18V15L256 14H258V15H256V17L257 18H255V20L257 19L258 20V18H260V17H262V15L261 16H259ZM212 11H214V12H212ZM249 11V10H248ZM247 11V12H248ZM224 12V13H225ZM246 12V13H247ZM264 12V11H263ZM208 13H206L205 15H203L202 14V16H205V19L206 20H204V19H202V18H204V17H202L201 19L203 20V22H202V20L200 21V18H199V21L198 22H196V20H195V26H196V24L198 23V24H200L201 22L202 23H204V21H205V25H206V22L207 23H209L210 25H206V26H211V24H213V22H214V18H215V22H218L219 23V19H221V17L219 18L218 17V19L216 18L217 17V13L215 14V16H214V14H212V17H214L213 19H212V23H210V21H209V18L211 19L212 17H209V14ZM218 13V15H220ZM244 13V12H243ZM245 13V14H246ZM261 13V12H260ZM208 14V15H207ZM228 14H230L229 15V17L232 15L233 16V13H231V12H228ZM248 14V13H247ZM246 14V15H247ZM263 14V13H262ZM237 15V14H236ZM236 15H234V17L236 16ZM244 15V14H243ZM243 15H242V17H243ZM249 15V14H248ZM209 17V18H207V17ZM224 16L225 17H227V14L225 13V14H223V18H224ZM263 16H264V14H263ZM200 17V16H199ZM233 17V18H234ZM237 17H239V15L237 16ZM241 17V16H240ZM239 17V18H240ZM247 17V16H246ZM222 18V20L221 21H224V19ZM232 18V17H231ZM230 18V19H231ZM239 18H234V20L233 19H231V20H233V21H235L236 22V19H239ZM244 18V17H243ZM243 18H241L242 20H243ZM248 18V17H247ZM247 18H244V20L243 21H246L247 23H245V22H243V23H241V24H246V25H240V22H241V20H240V22H238L239 24H237V26H239L238 27V30H240V31H244V30H246V31H244V33L245 32H247L248 31V29H244V28H246L245 26H247V24H250L249 26H250V28L252 27L251 25H253V30H255L254 28H255V21L254 20H252L251 18H249V22H248V19ZM229 18L227 19L226 18V22L224 21L223 23H222V25H220L221 23H219V26H227L228 28L227 29H225L224 31H223V34H219L220 32H218L217 31V33L218 34H216V35H218V37H220V39H218V37L214 34V41H215V39H217L221 44L223 43V42H221V35H223V37H224V39L223 40H225L227 37H229L230 35H232L234 32H236V31H234V32H232L233 31V29H231V28H235V26H233V27H230L229 28V26L231 25L230 23H229V21H227V20H230ZM247 19V20H246ZM250 19H251V21L254 23H252L251 24V22H250ZM262 19H264L263 17H262ZM261 18H260V20L261 21H263ZM217 20V21H216ZM260 20H258V21H256V22H258L259 23V21ZM209 21V22H208ZM238 21V20H237ZM200 22V23H199ZM215 22H214V24H215ZM228 22V24L227 25H224V23L226 24ZM235 22H232V24H235ZM201 23V24H202ZM218 23H217V25H218ZM197 24V25H198ZM213 24V26L215 27L216 25H214ZM257 24V23H256ZM203 25V24H202ZM202 25L200 26L201 28L199 29V25H198V28L196 29V31L199 29V30H203L204 28V25H203V27H202ZM205 26V27H206ZM244 29V30H241L242 28ZM197 27V26H196ZM218 26H216V28H217ZM248 27V26H247ZM256 27H257V25H256ZM206 28H208V27H206ZM206 28L204 29V32L202 31H199L200 33H202L203 35H201L200 37H199V39L201 40H199L200 42H202V43H200V44H198V46H200L201 44H202V46H200L199 48H197V43H199V42H197V40L198 39H196V37L194 38H191L192 40H196L195 42H194V44H192L193 42H192V40L191 39H189V38H187V35H188V37L189 36H192V34H189V32L188 33H185V34H187V35H185L184 33V36H186L185 38H187L186 40H187V42H186V40H184V36H183V34H182V41L184 42V44L186 45L189 41L188 40H191L190 41V43L189 44H191V45H189L188 47H190V46H194L195 47V45H196V51L192 48V53H194V52H200L201 51V53H202V55H200L201 57V59H202V56L205 58H203V60H199V58H197V57H194V59L193 60H195V58L197 59V63H196V65L198 64V62H199V64L197 65V70H198V72L199 71H201L203 68H204V64L205 65H207L208 66V68H205L206 70H204L203 69V71H201V72H203V74H205V73H210V77H208L209 79L208 80H210V78H213V77H211L212 76V74H214V77L216 76V74L219 72L220 73V71L222 70L221 68H223L225 65H227V69H228V67H229V69H231L230 67V65H233L234 63H235V65L237 64L236 62H238V64L240 65V68L238 67V68H236L237 67V65L236 66H234L235 67V69H232L233 71L234 70H237V71H235V73L236 72H238L236 75L237 76H244V74H245V70H243V69H246V67H248V61H249V55L247 54H243V55H238L240 58H241V61L242 62H245L246 60H247V58H248V61H246L247 62V66L246 67H244V63H242L241 61H240V58H239V60L238 59H236V57H234V55H235V53H234V55H231V58H235V60H234V58H233V60H234V63L233 64H231V60L232 59H230V61H229V59L228 58H225V56H220L219 55V53H221L222 52V50L224 49H226L227 48V46H226V48H225V46H223V45H221V46H223L224 48L223 49H221L222 47H219L220 48V50H221V52H220V50H218V52H216L217 51V49H219L218 47L215 49V47L214 48H212L213 46L212 45H214V41L212 42V44L210 45V44H207V43H205L207 40H208V38H207V33H208V31H207V33H206V38H205V35H204V33L206 32L205 30H206ZM211 29H213L212 28V26L210 27ZM221 28V27H220ZM225 27H223V28H221V29H224ZM249 28V27H248ZM249 28V31L250 32H248V34L250 33V35L253 33V30L252 29H250ZM209 29V28H208ZM207 29V30H208ZM218 29V28H217ZM216 29V30H217ZM214 30H215V28H214ZM218 30H220V29H218ZM230 30H232L231 31V33L232 34H229V36H227L226 38H225V36L226 35H228V32L230 31ZM235 30H236V28H235ZM237 30V33H238V35L239 36H242V35H240L241 34V32L240 31H238ZM251 30H252V32H251ZM211 31H213V30H211ZM221 31V30H220ZM209 32H210V29H209ZM215 33H216V31H214ZM213 32V33H214ZM225 32V33H224ZM239 32H240V34H239ZM196 32H194V36L196 35L195 34ZM198 33V32H197ZM200 33H198L197 35H199ZM212 33V34H213ZM227 33V34H226ZM230 33V32H229ZM237 33H234V36H236L235 38H239V36L238 35H235V34H237ZM212 34H210L209 33V35H211V36H209V37H212L213 35ZM224 34H226L225 36H224ZM243 34V33H242ZM196 35V36H197ZM243 35H245V34H243ZM247 35V34H246ZM246 35L245 36H242L243 37V39H244V37H245V39L247 38L246 37ZM249 35V36H250ZM181 36V35H180ZM233 36V37H234ZM248 36V37H249ZM202 37V38H201ZM215 37H217V38H215ZM242 37H240L239 38V40H241L240 41V43L242 42ZM181 38V37H180ZM198 38V37H197ZM204 38V39H203ZM212 38V39H213ZM229 38H231V37H229ZM19 39H20V37L18 38V40L16 39L15 40V38H12L11 40H9V38H8V40L11 42L12 41V43L13 44H15L14 43V41L13 40H15V41H19ZM42 40V43H44V42H46L47 44H48V42L47 41H45L43 38L41 39ZM43 40H44V42H43ZM202 40H206L205 42L204 41H202ZM211 40V39H210ZM209 40V41H210ZM228 41H229V43H231L233 40H232V38H231V40L230 39H227ZM227 40H225L227 43H228V41ZM235 41H237L236 39H234ZM9 41L8 42H6L7 43V46L5 47V45H6V43L4 44V45H2V42L0 43V45H2V47H3V49L5 50H3V53H4V56H10V54L11 53H14V49H15V52H17V50H16V48L18 49L19 48V46H17L16 44H15V46H17V47H15L12 43H9ZM180 41V45H181V39L179 40ZM208 41V43H210ZM224 41V42H225ZM21 42V39H20V41H19V43ZM186 42V43H185ZM197 42V43H196ZM216 42V41H215ZM238 42V41H237ZM264 42V41H263ZM263 42H262V44H263ZM19 43L17 42V44L19 45ZM22 43V42H21ZM46 43H44V44H46ZM196 43V44H195ZM217 43V42H216ZM219 43V44H220ZM233 43H235L234 41H233ZM233 43L231 44V46L233 45ZM239 43V42H238ZM239 43V44H240ZM10 44H12V45H10ZM44 44L42 45L43 47H44ZM46 44V45H47ZM205 44V45H204ZM207 44V45H206ZM224 44V43H223ZM236 44V43H235ZM9 45V46H8ZM21 45H25L24 43H22ZM45 45V46H46ZM180 45H178L179 46V50H180ZM183 45V44H182ZM212 46V47H209V46ZM217 46H218V43L216 44ZM224 45H228V44H224ZM264 45V44H263ZM13 46V47H12ZM41 46V45H40ZM187 46V45H186ZM220 46V45H219ZM237 46V45H236ZM253 46H255V45H253ZM1 47V46H0ZM2 47L0 48V51L2 50ZM15 47V48H14ZM22 47V46H21ZM43 47H41V48H43ZM185 46H182V49L181 50H183L184 51V49H185V51L187 50L186 48H188V47H186V48H184ZM203 48V50H200V49H202ZM228 47H230V46H228ZM233 47V46H232ZM257 47H259L260 48V45L259 46H255L252 50H256V48ZM262 47V46H261ZM9 48V49H8ZM14 48V49H13ZM235 46L233 47V49L235 50ZM263 49H264V47H262ZM6 49L7 50H12L13 49V51L11 52V50H10V52L8 51H6ZM25 49H26V47H25ZM40 49V48H39ZM189 49V48H188ZM191 49V48H190ZM230 49V48H229ZM232 49V48H231ZM232 49V51L234 52V50ZM258 49V48H257ZM263 49H261L260 48V51L261 50H263ZM19 51H21L22 50V52L24 51V53L23 54H25L27 51H28V47H27V51L26 50H24L23 48H19L18 49ZM41 50V49H40ZM180 50V51H181ZM193 50H194V52H193ZM213 50L216 52V53H214L213 52ZM223 50V51H224ZM18 51V52H19ZM227 51H229V52H227ZM231 50H228V48H227V50H226V52H223V54H225L226 55V57H229V55L231 54V52H230ZM259 51V50H258ZM258 51L256 50V51H252L251 52V55H253V54H255L256 52L258 53ZM259 51V52H260ZM264 51V50H263ZM263 51H262V53H263ZM7 52V54H5ZM22 52L20 53V55L18 56V54L19 53H17V55H16V57H17V59L21 56V54H22ZM188 52L190 53L189 54V58H190V60L192 59V57H191V52L190 51H188L187 50V52L186 53H184L183 55H185V54H188ZM198 52V53H199ZM253 52H255V53H253ZM1 54H2V52H0ZM180 53H182V52H180ZM196 53H194L196 56H197V54ZM227 53H228V55H227ZM253 53V54H252ZM0 54V55H1ZM16 54V53H15ZM222 54V55H223ZM13 55V54H12ZM180 55H182V54H180ZM195 55H193V56H195ZM198 55V56H199ZM237 55V54H236ZM235 55V56H236ZM262 55H264V54H262ZM3 56V55H2ZM9 56L6 58V57H3L5 60H6V62L7 63H9L10 61L8 60L9 59ZM218 56H220L221 58H219ZM242 56H243V59H242ZM244 56L245 57H247L246 59H245V61H243L244 60ZM181 58H182V56H180ZM218 57V58H217ZM2 58V57H1ZM2 58V59H3ZM11 58L13 59V57L11 56ZM14 58H15V56H14ZM180 58V59H181ZM226 59V62H228V63H226L225 64V62H224V64L225 65H223L222 64V62L224 61L223 59ZM251 59H253L252 58V56L250 57ZM222 60V62H220L223 66L221 67L220 66V64L218 63V61L217 60ZM227 59H228V61H227ZM250 59V60H251ZM5 60H3V61H5ZM13 60H15V59H13ZM189 60V61H190ZM192 60V61H193ZM199 60V61H198ZM181 61V60H180ZM190 62V63H193V62H195V61H193V62ZM210 62V66H212V70L214 69V67L216 68V66H217V71H212L211 70V67L209 68V64H207V63H209ZM212 62V63H211ZM214 62H216V63H214ZM245 62V63H246ZM189 62H188V65L190 64ZM200 63H202V64H200ZM242 63V64H241ZM249 63H251V61H249ZM195 64V63H194ZM213 64H214V66H213ZM218 64V65H217ZM187 64H185L184 66V70L182 69V71L184 72V71H186L185 69L186 68H189V67H187L188 66ZM190 65H193V64H190ZM203 66L202 68H200V70H199V68L198 67H200V66ZM216 65V66H215ZM251 65V64H250ZM207 66H205V67H207ZM218 66H220V68H218ZM244 68H243V67ZM9 67V66H8ZM192 67V66H191ZM193 67H196L195 65H193ZM251 67V66H250ZM249 67V68H250ZM264 67V66H263ZM232 68H233V66H232ZM248 68V69H249ZM253 68L254 67H252V69H250L251 70V72L253 73L254 72V70H253ZM193 70H196V68L194 69V68H192ZM191 69V70H192ZM216 69H214V70H216ZM220 71H219V70ZM226 69V70H227ZM240 69H241V72H242V75H240ZM261 69V70H260ZM259 69V72L260 71H263L264 72V69L261 67ZM188 70V69H187ZM192 70V71H193ZM197 70L195 71L196 72V74H199V73H201V72H197ZM225 69H223L222 71H224ZM225 70V71H226ZM243 70V71H242ZM255 70H256V68H255ZM205 71V72H204ZM228 71V70H227ZM226 71V72H227ZM247 71H249V70H247L246 69V73L248 74L249 72H247ZM258 71V70H257ZM188 72H190L191 73V71L189 70ZM214 72V73H213ZM217 72V73H216ZM226 72H224V74L226 73ZM229 72H231L230 74H228ZM244 72V73H243ZM250 72V73H251ZM262 72V73H263ZM186 73V72H185ZM189 73V74H190ZM212 73V74H211ZM218 73V75L216 76V77H218L219 78V80H218V78L216 79V77H215V79L213 78L212 79V81L214 80V82H215V80H217L218 81V83H213V84H209L208 83V80H204V78H202V82L203 81H205V83L203 82V85H204V89H207V90H209V92L210 91H212V90H210L211 88H212V86L213 85H215V87H218L219 88V83L222 85L221 86V88H216L215 90H220L219 92H217V91H215V92H217V94L215 93H213V91H214V89H213V91L212 92H210V93H213V94H210L209 93V95H207L208 94V91L207 90H204L205 92H207V93H203V94H200L199 93V91H198V93H199V95H200V98L198 97V98H195L196 97V94L197 93H195L194 95H193V93L195 92V90H197V89H195V90H191L192 91V93H191V95H190V92L188 93V95L187 96H189V98H190V96H192L191 98H192V100L195 98L196 100H198V99H203V103H202V100H199V101H201V103L200 102H197L196 101V103L198 104V103H200V105L197 107V108H199L200 106H201V108L203 109H201V110H199L198 109V111H200V112H202V114H200V116H199V113H194L197 109H196V106H193L194 104H196L195 102L193 103V101L195 100H193V101H191L192 103H193V105H191L192 107H195L194 109H196L194 112H193V108L191 107V109H192V112H189V113H191L192 114V116L191 115H189V113H188V111L190 110V106L188 107L187 105H189L187 102V105L185 106V108H187V110H185L184 109V111H186L185 113H184V115L183 114H181V115H183L182 117H180L181 119H183L182 121H186V119H190V120H192L191 121V126L193 125L195 128H194V132H190V121H186V123L187 124H189V125H187V127L189 126V131H187L188 129L187 128H185L186 127V125L185 124H183V126L182 127H180L181 129L183 128V129H187V130H185V132L187 131V133L189 132L190 134L191 133H193L196 137H202V141L199 139V142H200V144H202L203 143V141H204V139L203 138H205L206 140H207V138L208 139H210L209 137H212L211 139H213V138H216L215 140L217 141V139H219L218 140V142L220 141L221 142V140H220V138H226L225 140H227L228 138H233V139H235V140H237L235 143L237 144V145H234L235 143H233L232 144V142H231V140H227L228 141V143L229 142H231L230 143V145H234V146H239L240 145V142H241V145L238 147V148H236L235 149V147H234V149L237 151V149L239 150V148L242 146V149H243V155H242V149L240 150L241 151V153H240V155H242L243 157L245 156L246 158L248 157H251V155H244V151H247V149L249 150V148H250V152H252L253 154H254V152L256 153V149L255 150H253L254 149V147H257V145H258V143L255 145V144H253L252 142L253 141H256L258 138H261V137H259V134L263 137V131H264V126H263V131H261L262 133H259V131L262 129V127H261V125L259 126L258 124H257V122L259 123L260 121L262 122V120L264 119V118H262L263 117V113H260V114H262V117H261V115L260 116H258L257 115V112L258 111H260V109H261V112H262V110L264 109L263 107H264V100H261L260 99V97H259V93H262L261 91H259V90H257V91H259V93L255 90V89H257V88H259V86H257V88H255L256 86H255V84L257 83L256 81H258L257 79H255V78H257V76L258 75H260L261 74V72H260V74L258 73V75L256 74H254V77H253V75H252V77L256 80H253V82H255V84H254V86H252L253 84L251 83V80L253 79H251V78H249L250 77V75H248V76H242V78H244V80L243 79H241V81L240 82H244L245 81V78H249V81H250V83H251V85L250 84H248L249 82H248V80H246L247 82H244V84L245 83H247L248 84V86L246 85V88H248L249 87V85L250 86H252L251 88L253 89H251V90H249V88H248V90H246V88L245 89H243V87H242V83H241V87H240V85L239 86H237V82H239L237 79H239V78H237V76L235 75V73H233L232 71H228L226 74H228L227 75V79H228V77H229V81H228V83L229 84H231V86H233L232 84L234 83V86L233 87H231L230 85H228V87H226V86H224V83L225 84H228L227 82H225L226 80H224L226 77L225 76H221V79H223V80H221L220 79V74ZM195 73H194V76L193 77H196L197 75H196ZM203 74L201 73V77L203 76ZM246 74V75H247ZM193 75V74H192ZM191 75V76H192ZM222 75V74H221ZM263 75V74H262ZM262 75H260V77L262 76ZM206 76H209V75H205V77ZM256 76V77H255ZM264 76V75H263ZM262 76V77H263ZM223 77H225V78H223ZM207 78V77H206ZM241 78V77H240ZM258 78H259V76H258ZM264 78V77H263ZM259 79H262V78H259ZM243 80V81H242ZM201 80H199V82H200ZM207 81V82H206ZM221 81V82H220ZM230 81H231V83H230ZM263 80H261V82H262ZM210 82H211V80H210ZM222 82H224V83H222ZM259 82V81H258ZM260 82V83H261ZM264 82V81H263ZM263 82L261 83V85L258 83V85H260V88L262 87L263 88V86H264V84H263ZM201 83V82H200ZM202 84V83H201ZM205 84H207V85H209V87L207 88L206 86H205ZM240 84V83H239ZM263 84V85H262ZM200 85V84H199ZM210 85H212L211 86V88H210ZM202 86V85H201ZM229 86H230V89H228L229 88ZM199 87V86H198ZM197 87V88H198ZM206 87V88H205ZM226 87V89H224ZM237 87H240V89L238 90V88ZM245 87V86H244ZM254 87V88H253ZM213 88H214V86H213ZM232 88H235V90H233ZM201 89V87L200 88H198V90H200ZM237 89V90H236ZM242 89V90H241ZM264 89V88H263ZM262 89V90H263ZM222 90H224V91H222ZM255 90V91H254ZM221 91H222V93H221ZM200 92H201V90H200ZM202 92H203V89H202ZM223 92L225 93V94H223ZM256 92H257V96H258V98L261 100V101H263V103L262 102H260V101H258L259 102V104L261 103V105L263 104V107L261 108H259V110H257V112H256V109L259 107V106H255V103L257 102H255L254 100H256V99H258V98H256L255 97V95H256ZM205 94L207 95L206 97H205ZM202 95L205 97H203V98H201L202 97ZM194 96V97H193ZM197 96H198V94H197ZM263 97H264V93H263ZM255 98V99H254ZM262 98V97H261ZM187 100L186 101H188L189 102V99H188V97L186 98ZM254 99V100H253ZM258 99V100H259ZM262 99H264V98H262ZM252 101H254V103H252ZM257 102V103H258ZM190 103V102H189ZM202 104V105H201ZM253 104V105H252ZM257 105V104H256ZM247 107H249V109L247 108ZM189 108V109H188ZM245 109H247L246 111H245ZM183 112V111H182ZM188 113V115L189 116H191V117H189L188 115H185V114H187ZM193 113L194 114H196V115H193ZM259 113V112H258ZM255 114L257 115L256 117H261L260 119L261 120H258V118H257V120L255 119ZM180 115V116H181ZM247 115H248V117H247ZM184 116H186L185 118H184ZM187 116H188V118H187ZM194 116H195V119H194ZM196 116H199V117H197L196 118ZM0 118H2V117H0ZM247 118H249L251 121H248V123H250V122H253L254 120V122H256V123H250V127L251 128H253L252 130L254 131V133H255V131L257 132L260 128V130L258 131V138L256 139V133L254 134L253 132V134L255 135L254 136V139L255 140H251L253 137H252V133H251V130H250V132L248 131V128H249V124L247 125L246 123H247ZM3 119V118H2ZM0 120L1 122L0 123H2L3 121H4V119L3 120ZM180 119V120H181ZM253 120V121H252ZM181 121V124L183 123ZM260 122V123H261ZM264 122V121H263ZM5 123V122H4ZM185 123V122H184ZM259 123V124H260ZM180 124V125H181ZM254 124H256V126L259 128H257L256 126V128L255 127H252V126H254ZM264 124V123H263ZM185 125V126H184ZM246 125H247V127H246ZM1 126H3L2 124L0 125V127ZM2 128V127H1ZM254 128H255V130H254ZM250 129V128H249ZM256 129H258V130H256ZM193 131V130H192ZM246 131H247V133H246ZM0 132H1V130H0ZM180 132H182V130H180ZM184 132V131H183ZM184 132V133H185ZM183 133V134H184ZM187 133L186 134H184V135H187ZM248 133L250 134L249 136H248ZM2 135H4L5 137H6V135L4 134V133H1ZM0 134V135H1ZM190 134H189V138H188V135H187V138L189 139V143H188V145L190 144V145H193L192 147H193V152H195V154L193 155L194 157L195 156H198L196 153V150H195V148L194 147H196V149L197 150H200V149H198L197 147L199 146V144L198 145H196L197 143H199V142H197L196 144H194V143H192V142H195L194 141V139H197L194 135H192V137L190 136ZM248 136L247 137V139L249 138L250 139V137H251V143L249 144V145H251V146H249V148H247L246 149V145L245 144H243V143H246V142H248L249 141V139H248V141H246V142H243V140H246V138L245 139H243L244 138V136ZM193 136H194V138H193ZM240 136H241V139H240V141H239V139L237 138V137H239L240 138ZM5 137H3V138H1L0 139V141L1 142H3V140L2 139H4ZM182 136H180V138H181ZM190 137L192 138V144L190 143ZM6 138H8V137H6ZM187 138L185 139V140H187ZM237 138V139H236ZM264 138V137H263ZM262 138V139H263ZM183 139H184V137H183ZM183 139L181 138L180 140H182L183 141ZM243 139V140H242ZM4 140H6V139H4ZM184 140V141H185ZM205 140V141H206ZM214 140V139H213ZM213 140L211 141V140H208V141H211L212 143H213V145H214V143H216L217 144V146H218V142H213ZM225 140H222L223 142L225 141ZM235 140H232V141H235ZM258 140H260V139H258ZM7 141V140H6ZM196 141H198V139L196 140ZM204 141V142H205ZM187 142V141H186ZM223 142H221V143H223ZM238 142H239V144H238ZM258 142V141H257ZM4 143H6L5 141L3 142V144L2 145H4ZM8 143H9V140H8ZM52 143V144H51ZM54 142H50V144L53 146L54 144H53ZM184 143V142H183ZM206 144H202V146L200 145L199 146V148L200 147H202V151H204L203 149H205L206 148V151L205 152H207V150H209V147L212 145H208L207 147H205L207 144H208V142H205ZM225 143H227V142H225ZM228 143H227V146H229L228 145ZM256 143V142H255ZM9 144H11V142L9 143ZM7 145V144H5V145H7V146H9V148H7V149H10V150H7L6 151V149L5 150H3V151H5V152H9L10 153V151H11V147H10V145ZM48 144V147L46 148L47 150L46 151H48V150H50L49 149V147H50V145H49V143H47ZM56 144H58V143H56ZM56 144H55V146H56ZM182 144V143H181ZM247 144V143H246ZM2 145H0V147H3ZM13 145V144H12ZM11 145V146H12ZM184 145L186 146L187 144H183V147H184ZM194 145H196V146H194ZM203 145H205V146H203ZM213 145L211 146V148H212V151L214 150V149H217L218 147L216 146V145H214V147H216V148H213ZM221 146H222V144H220ZM219 145V146H220ZM243 145H245V146H243ZM255 145V146H254ZM47 146V145H46ZM182 146V145H181ZM180 146V148H182ZM224 146H225V144H224ZM223 146V147H224ZM226 146V147H227ZM254 146V147H253ZM6 146H4V148H5ZM13 148H14V146H12ZM60 144H59V146L57 147V148H55L54 147V149L55 150H57L56 152H53V153H57L58 151L60 152L61 151V149H60ZM187 148L188 147H190V146H186ZM191 147V148H192ZM204 147V148H203ZM232 146H230V148H231ZM245 147V148H244ZM258 147H259V145H258ZM45 148L43 147V149H44V151H45ZM52 149H53V147H51ZM210 148V149H211ZM220 148H222V147H220ZM219 148V149H220ZM229 148V147H228ZM227 148V149H228ZM229 148V149H230ZM233 148V147H232ZM231 148V149H232ZM252 148V149H251ZM260 148V147H259ZM184 149H185V147H184ZM219 149H217V151H219ZM223 149V148H222ZM229 149L228 150H226V148H225V150H221L222 151V155H224L222 158H220L219 157V155L221 154H215V152H213L212 153V151L211 150H209L208 152H211V154H213V155H217V156H215L217 159H214L215 157H213V155L211 156L213 159H214V161H213V159L211 160V158L210 159H208L209 161H207V159H206V156H207V158H209V156H208V152H207V154L206 153H203L204 155H205V158L203 157L204 155H202V152L201 153H199V155H202L201 157L200 156H198V157H200L199 159L196 157V158H194L195 160L197 159V161H195V160H193V158L191 157L192 156V150L190 151L189 149H185V150H189V152L188 153H190V155L188 154V153H185V152H187V151H183L182 149V152L183 153H185V154H183L184 155V160H187V161H191V159L194 161V162H197V163H194L193 165H195L196 164V166H194V167H197L198 165V161L201 159V158H203V159H201V160H204V164L206 165L207 164V168H208V166H209V169H207V171L205 170V166H203L204 164H202L201 162H199L202 166H203V168H204V171H206L207 173H206V175H204L203 176V174H202V176H201V179H200V177H199V175L201 174V172L202 173H204L203 172V169H202V171H199V169H197L198 171H197V173L199 172L200 174H198L197 175V173H196V175L199 177V179H198V177L193 173H191L192 171L194 172H196V169L194 168V167H192L193 165L191 164V162H190V164L192 165L191 166V168L189 167V166H187L186 164H185V162L186 161H184V163L183 162H180V163H183V164H185V165H183V164H181L180 165V167L182 168V166H184L185 167V169H188L187 171H189V168L191 169L190 171V174H192V176L191 177H193V175H195V178H196V180L197 181H202L203 183L205 182V184L207 185V187L209 188V185L211 184V185H213V186H215V188L217 187V185H221L222 184V186H218V187H223V190H224V188H226L225 186H223L225 183H226V181H227V185H228V187L230 186V187H233V184H235L234 185V188L237 186L236 184L238 183V186L237 187H239L240 189H237V187H236V189H234L233 188V191H235L236 190V192H237V190H238V192H237V194L238 193H240V194H238V195H240V196H238V197H242V198H244V199H242V200H246V202H247V204L249 205V204H251V205H253L252 207L254 208V204L256 203V202H254L255 200L257 201V205H259V203H260V200H262L261 198H260V194L258 195L257 193L258 192H261L260 190H262L263 191V193H264V189H262L261 187L262 186H260L259 187V184H257V186H256V183H254L256 180L258 181V180H261L262 181V183H263V180H264V178H262V177H264V173L262 174V175H260V176H262L261 178L262 179H258L257 177H254V176H252L253 175V173L255 174V171H253V169L255 168L256 170L257 169H259V167H257V165H254V162L253 161H255V159L253 158L254 157V155L251 157V159H253V161L251 162V160H250V169H249V166H247L246 164H248V162H245V161H248L247 159H245L244 160V158H242L243 160V162L242 161H240L239 162V159L241 160V157H239V158H230V155H229V157L227 158L226 157V155H227V153H230V152H232V150H234V149H230V151H229ZM245 149V150H244ZM262 149V148H261ZM260 149V150H261ZM233 151L232 153H235L236 151ZM260 150H258V152L260 151ZM263 150V149H262ZM3 151H1L0 153H2ZM45 151V152H46ZM52 151H54V150H52ZM52 151H51V153H52ZM201 151V150H200ZM199 151V152H200ZM216 151V152H217ZM220 151V152H221ZM228 151V152H227ZM264 151V150H263ZM262 151V154H264V152ZM5 152H3L4 154H7V153H5ZM49 152V151H48ZM58 152V153H59ZM181 152V153H182ZM225 152V153H224ZM227 152V153H226ZM249 152V151H248ZM247 152V154H250V153H248ZM2 153V154H3ZM9 153H8V155H9ZM11 153H12V151H11ZM47 153V152H46ZM52 153V154H53ZM224 153V154H223ZM261 153V152H260ZM3 154V155H4ZM50 153H48V154H46L47 155V157H48V155H49ZM51 154V155H52ZM109 154V153H108ZM108 154H107V156H108ZM237 154H239V152H237V153H235V156H237ZM246 154V153H245ZM259 153H257V154H255V156L256 155H258ZM1 155V154H0ZM3 155H1V156H3ZM56 155V154H55ZM106 154H103V156H102V159L100 158L101 157V155L98 157L99 159H101V160H103V162L105 163V166L103 165L104 163H102V161H101V163H102V165H100V163H99V159H97L96 158V160H95V158L94 157H90L89 159H92V158H94V161H96L97 163H95L94 161L92 162L93 164L95 163L96 165H94L93 167H97V165L99 164L101 167H99V165H98V168H94V170H98L99 171V169H101L102 170V172H105L106 171V175L110 172V171H107V169H106V166L109 168L110 166H108V165H110V163L111 164H113V163H115V162H117V161H115L114 162V158H116V157H114V158H112L113 159V163H112V160H110V158L111 157H113V155H111V156H109V158L107 157V156H105ZM182 155V156H183ZM190 156L191 157V159H186V158H188V157H185V156ZM210 155V154H209ZM233 155V154H232ZM239 155V156H240ZM259 155H261V154H259ZM258 155V156H259ZM50 156V155H49ZM53 157H56V160L58 159V155H56V156H54V154L52 155ZM79 156V155H78ZM104 156H105V158L106 159H104ZM115 156V155H114ZM117 156V155H116ZM8 157V156H7ZM7 157H5L4 156V158H6L7 159ZM47 157H45V159L47 158ZM53 157H52V159H53ZM75 157H76V155H75ZM120 156H118L117 158H119ZM259 157H261V156H259ZM259 157H255L256 158V161H257V163H259L260 162V159H259ZM4 158H3V160L2 161H4L5 162V160H4ZM50 158H51V156H50ZM50 158L48 157V159L50 160ZM67 158V157H66ZM66 158H59L61 161H63V162H58L59 161V159H58V163L60 164V166L61 167H63V163H64V161H65V159ZM72 158V157H71ZM78 158H82L81 157V155L78 157ZM85 158V157H84ZM108 158V159H107ZM116 158V159H117ZM183 158V157H182ZM181 158V159H182ZM262 158V157H261ZM263 158H264V155H263ZM263 158H262V161H261V163L263 162L264 163V160H263ZM23 159H24V157H23ZM44 159V158H43ZM42 159V160H43ZM47 159V161H49ZM86 159H88V157H86ZM88 159V160H89ZM120 159V158H119ZM219 159V160H218ZM1 160V159H0ZM8 160V159H7ZM37 160H39V161H41L40 159H37ZM36 160V162H38ZM56 160H54V163H55V161ZM67 160H68V158H67ZM70 160V159H69ZM74 160H76V158L75 159H71L70 161H72L73 163H75L74 162ZM80 160H83V159H80ZM79 160V161H80ZM85 160V159H84ZM88 160H86V162L88 161ZM93 160V159H92ZM105 160V161H104ZM118 160V159H117ZM122 161H123V159H121ZM183 160V159H182ZM207 162H206V161ZM259 160V161H258ZM45 161V162H44ZM43 161V163L42 164H44V163H46L47 161L46 160H44ZM51 162H52V164L55 166V164L53 163V160H50ZM49 161V162H50ZM78 160H76V162H77ZM107 161H110V163L109 162H107ZM221 161V162H220ZM231 161H234L233 162V165L230 163ZM255 161V162H256ZM9 162V161H8ZM8 162L7 163H3L5 166L8 164ZM35 162V163H36ZM49 162H47L48 164H51V162L49 163ZM56 162V163H57ZM67 161H65V163H66ZM71 162V163H72ZM82 161H80L79 162V164L80 165H83L84 166V168L86 169V167H87V169L86 170H89L88 169V167L89 166H86L85 167V165H87V164H92V163H90V160H89V163L87 162V164H83V162L81 163ZM85 162V163H86ZM119 162L120 161H118L117 163H118V166L116 165V163L115 164H113V165H115L116 167H118L119 169H120V167H119ZM127 162V161H126ZM221 163V165H219L220 163ZM239 163V164H237L236 165V163ZM241 162L243 163V164H241ZM244 162H245V164H244ZM40 163V164H41ZM57 163V164H58ZM69 163V162H68ZM78 163V162H77ZM77 163H75L76 165H69V164H67L66 163V166L64 165V167L62 168V170H60L59 171V169H58V167L60 168V166H59V164H58V166H57V168L56 169H58V171H56L55 170V172L56 173H54V174H56L57 175V172H58V174H60L59 176H62L61 178H62V180H65V181H62V180H60V181H62V182H60V181H57V179H59V176H54V177H57V179H54L53 177H51L52 175H50V174H48L50 177H51V179H52V181H47V183L46 182H42L43 183V187L41 186V180L39 179V178H41L42 179V181L44 180L42 177H38V178H36L37 176H38V174L36 175V179H37V181L38 182H40V184L37 182V184H35V182H36V180L34 181V185H35V188L37 189V186L36 185H38V187L40 188V186H41V188L40 189H42V188H44L42 191V195H43V193H44V195L46 196V198L44 197V196H41V197H39L38 198V194L40 193V189H37L39 192H36V190H35V194L33 195V193L31 194L32 196H36L37 198H38V202H37V204H36V206L37 205H39V206H41L42 205V200H41V198L42 197H44V199H47V196L48 195H53L54 194V191L56 192V190H57V188H60L61 187V183H64L63 184V186L61 187L62 189H63V191H64V189L66 188V179H67V177H66V175H65V177H64V172H65V174H66V172H67V175L68 176H71L72 175V173L74 172H76V170H74V169H76L75 167L77 166V168L80 166L79 164H77ZM109 163V164H108ZM121 163V162H120ZM186 163H188V162H186ZM193 163V162H192ZM261 163H260V165H261ZM0 164H1V162H0ZM3 164H1V166L3 165ZM11 165H8V166H6V168L9 170L10 169V167H12V163H10ZM47 164V165H48ZM51 164V165H52ZM62 164V165H61ZM108 164V165H107ZM122 164H123V162H122ZM124 164H126V163H124ZM122 165V166H125V165ZM130 164V163H129ZM129 164H127V165H129ZM189 164V163H188ZM209 164V165H208ZM236 166H235V165ZM38 165V166H37ZM51 165H49L50 167L49 168H53V167H51ZM69 165V170H71V171H73V172H71V173H69L68 171L69 170H67V166ZM79 165V166H78ZM112 165V166H113ZM201 165H199L200 167V170H201ZM249 165V164H248ZM264 164H262V166H263ZM1 166H0V169H2L1 168ZM10 166V167H9ZM35 166L36 167H38L39 168V163H37V164H35ZM42 166V165H41ZM45 168H46V170H44V169H42V170H44V171H51V169H47V166L46 165H43ZM73 166V167H72ZM83 166H81V168L83 167ZM104 166V167H103ZM120 166H121V164H120ZM223 168H222V167ZM259 166V165H258ZM116 167H114V168H116ZM128 168H125V167H122L121 168V170H120V174L122 175V176H125L124 175V173H125V171H124V173L122 174L121 173V171L122 170H124V168H125V170L127 171V169H131V167L132 166H127ZM183 167V168H184ZM188 167V168H187ZM253 167V168H252ZM41 168V167H40ZM72 168V169H71ZM83 168V169H84ZM103 168H105V171L103 170ZM114 168H109L110 170H111V173L112 174H110V175H107V176H109V177H105L104 176V174L103 173H101V170L99 171V172H95L94 173V171L92 170V172L94 173V176H93V174L91 173V170L89 171V172H87L85 169V171H82V169H80V167L77 169L78 171L77 172H79V173H75V176L76 175H78V176H73V177H75V179H78V180H80L81 178V180L83 181L86 177V179H87V181H85V182H87V183H91V184H87V183H85L88 187H89V185L91 186L92 184L95 186V184H97L98 182H96V180L97 181H99V182H102V181H107L108 182V184H112V187L110 186V188H111V190H109L107 187L109 186H107L106 184V181L105 182H102V184H98L97 186H95V188H94V186L92 185L91 187L93 188V190L91 191V190H89L90 192H91V194H93V191H95L96 189L97 190H100V187H102V186H99V185H103V183H106L104 186H105V188H107V189H105V188H101V190L103 191V190H109V191H107L108 192V194H106V192H102L101 190L100 191H96V193L95 194H99V192H101L103 195L105 194V196H107V195H109V194H111L112 193V191L113 190H116V189H119L118 190V193H119V191L121 192V193H119V194H122V193H124V192H127L128 190H125L126 189V187H128V186H130V185H128V186H126V187H124L125 189H122L121 187H123V185L121 186V185H119V183H120V181L121 180H123L124 178L127 180V182H131L132 180V183L134 182V179H132L131 177H130V179H129V177H128V173H129V175H130V172L128 171V173H127V177H122V176H120V181H118L119 183H116V186H117V184L120 186L119 188L117 187L116 188V186H115V188L116 189H114L113 188V184H115V183H111V182H113V180H115L116 181V179H118V178H116L115 179V176H116V172L118 171V169H116L114 172L115 173H113L112 172V169L114 170ZM183 168H182V171H185V170H183ZM192 168H194V169H192ZM4 169H5V167H4ZM54 169V168H53ZM61 169V168H60ZM66 169V170H65ZM91 169H93V168H91ZM108 169V170H109ZM129 169V170H130ZM248 169V170H247ZM252 169V170H251ZM254 169V170H255ZM262 169H264V167L262 168V167H260V170H262ZM7 170V171H8ZM41 170V171H42ZM80 170V171H79ZM236 170H239L238 172H243V171H245V172H243V176H244V178L241 176L240 178H238V176H240L241 174H239L238 176H236V173H235V171ZM249 170H251V171H253V173H252V175H251V173H250V175H244V173H246V174H249V173H247ZM1 171V170H0ZM40 171V172H41ZM131 171V170H130ZM182 171H180V172H182ZM264 171V170H263ZM5 172V170L3 171V169H2V171H1V173L3 174ZM43 172V171H42ZM40 173L41 175H39V176H43L42 174L43 173ZM53 172H54V170H52V173L51 174H53ZM80 172H82V173H80ZM83 172H87L86 174L85 173H83ZM119 172V171H118ZM117 172V175H120L119 173ZM225 172V173H224ZM257 172V171H256ZM0 173V175H2ZM10 172H8L7 173V175L9 174ZM46 173V172H45ZM50 173V172H49ZM73 173V174H74ZM91 173L92 174V176L94 177H91V175H89V174ZM183 173V172H182ZM182 173H180V176H181V174ZM235 173V177H233V174ZM258 173H262L261 171H259ZM257 173V174H258ZM4 174H6V173H4ZM11 174H13V172L11 171ZM63 174V175H62ZM70 174V175H69ZM84 174V176H85V178L83 179V177H82V175ZM96 174V175H95ZM102 175L103 174V176H100V175ZM114 174V176H112ZM186 174H189L188 172H185V174H183V176H182V178H181V180L183 179V177H184V175H186ZM205 174V173H204ZM225 174V175H224ZM238 174V173H237ZM7 175H5L7 178H9V179H11L10 177L12 176H7ZM47 175V177L49 178V176ZM79 175H80V177H79ZM98 175L101 177V178H103L104 177V180H102V179H100V177H98ZM227 175V176H226ZM229 175V176H228ZM258 175V177H260ZM19 176V175H18ZM45 177L44 178H47L46 177V174L44 175ZM88 176L89 177H91V178H88ZM95 176H96V178H95ZM230 176H232L233 178H231ZM245 176H246V180H248L247 182L246 181H243V180H245ZM249 176H251L252 178H254L255 179V181H252L253 179H251L250 180V178L251 177H249ZM255 176H256V174H255ZM4 178V176L2 175V178H3V180L2 179H0V185H1V183H2V181H5V183H7V184H9L10 183V181L9 182H6L7 180V178ZM80 179H79V178ZM117 177V176H116ZM119 177V176H118ZM185 177H187V176H185ZM204 177H206V179L204 178ZM225 177H229L228 179H225ZM237 177V178H236ZM249 177V179H247ZM47 178V179H48ZM64 178V179H63ZM99 178V179H98ZM105 178H107V179H105ZM128 178V179H127ZM190 178V177H189ZM195 178L193 177L192 179V181H190L191 180V178L189 179V180H187L186 178V181H190V182H188L187 184H190V188H192V186L194 185V183H192L193 181H195ZM202 178H204L205 179V181H204V179L202 180ZM257 178V179H256ZM70 179V177L67 179V180H69ZM74 179V178H73ZM91 181H90V180ZM92 179H94V180H92ZM112 179V180H111ZM124 179V180H125ZM185 179L182 181V183L184 182V183H186L185 182ZM224 179L226 180L225 181V183L223 184V182H224ZM40 180V181H39ZM46 180V179H45ZM44 180V181H45ZM49 180H50V178H49ZM77 180V181H78ZM81 180H80V182L78 181V182H76V180L74 181L73 180V182H71L72 181V178H71V180H69L68 181V187H70L71 186V184L70 183H72V184H74V182H75V184L74 185H72L71 187L72 188H74V186L75 185H77L78 183H79V186H82V185H80V183H81ZM111 180V181H110ZM123 180V181H124ZM125 180V181H126ZM147 181L145 182L146 183V185L143 187V186H141V187H139V190H138V186H140L141 185V183H139V182H144V181H139L138 183L140 184H138V186L136 185L137 184V182L134 184V185H136L137 186V188L135 187V189L136 190H138V191H141V190H144L143 192H145V188H146V186L149 188V189H147L148 190V192L149 191H151L150 190V188L152 189V184H149V182H150V180L148 181V179H146ZM229 180V181H228ZM230 180H232V185L230 184ZM57 181L58 183V186L60 185V187H58L57 185L55 186L56 187V189L54 190V184H56L55 182ZM110 181V182H109ZM138 181V180H137ZM201 181L200 182H197V184L196 185H194L195 187L194 188H196V186L198 185V183H200V186H201V190H202V188H203V192H204V187L205 186H203L202 187V185H204V184H202L201 183ZM249 181H252V184L254 183L255 185H253L254 187L256 186L257 187V189H258V187L260 188L259 190H258V192L256 193V188H254L253 189V187L252 186H247V192H246V186L245 185H243L244 183L243 182H246V185H249V184H247V183H250ZM52 182V183H51ZM53 182H54V184H53ZM66 182V183H65ZM92 182H94V183H92ZM127 182L126 183H124V185H126L127 184ZM151 182H152V180H151ZM150 182V183H151ZM154 182V181H153ZM152 182V183H153ZM229 182V183H228ZM259 182V181H258ZM257 182V183H258ZM4 182L2 183V184H4L3 186L5 187L6 186V184H5ZM60 183V184H59ZM84 183V182H83ZM83 183H81V184H83ZM123 182H121L120 184H122ZM132 183H130V184H132ZM181 183V184H182ZM239 183H241L242 185H240ZM260 183V182H259ZM53 184V185H52ZM85 184H83V189L85 188L84 187V185ZM147 184H149V186L147 185ZM181 184H180V186H181ZM187 184H185L184 185V187L185 188H187L188 186H186ZM230 184V185H229ZM70 185V186H69ZM85 185V186H86ZM183 185V184H182ZM226 185V184H225ZM251 185V184H250ZM261 185H263L264 186V184H261ZM2 186V187H3ZM9 186H10V184H9ZM25 186L27 187V184L26 185H24V188L23 187H19V188H23L24 189V191H25V189L26 190H28L29 191V189H27V188H25ZM33 186V185H32ZM78 186V185H77ZM77 186H75L77 189H79ZM132 186V185H131ZM199 186V185H198ZM243 186H245V188L243 189V190H245V192H243V190L242 191H240L241 189H242V187ZM1 187V189H5V188H2ZM70 187V188H71ZM97 187V188H96ZM134 187L132 186V188H133V190H134ZM143 187V188H142ZM188 187V188H189ZM211 187V186H210ZM230 187H229V189L227 190V192H229V190H230ZM252 187V188H251ZM8 190L11 188H8V185H7V187H6ZM13 188V187H12ZM12 188L10 189V190H12ZM15 188V187H14ZM16 188H18V186H16ZM15 188V189H16ZM19 188L17 189V190H19ZM61 188H60V190H57V193H55V194H57V195H54V196H58V192L59 191H61V193H62V190H61ZM71 188V191L73 190L74 191V189H76V188H74V189H72ZM87 188V187H86ZM92 188H89V189H92ZM113 188V189H112ZM131 188V187H130ZM140 188H141V190H140ZM182 188H183V186H182ZM197 188H200V187H197ZM214 188V187H213ZM212 188V189H213ZM15 189H13V190H15ZM22 189V190H23ZM33 188H31V190H32ZM121 189L123 190V192L121 191ZM128 189V188H127ZM154 189V188H153ZM184 189V188H183ZM182 189V190H183ZM210 189V191L208 192V191H206V192H204V194L206 193L207 194V192L209 193V194H207V195H209V197L211 198V196H214V194L216 193V192H214V194L212 195L211 193H213V191H217L218 190V188L217 189H215V190H212V192H211V188H209ZM227 189V188H226ZM226 189H225V193H226ZM251 189V190H250ZM8 190H6V194H7V197H8V199H9V196H10V194L12 193V192H14L13 190L10 192V190H9V192H7ZM29 191L30 193L31 192H34V191ZM86 190H88V188L87 189H84V191L86 192ZM136 190H134L135 192H136ZM146 190V191H147ZM155 190V192H154V194H153V196L155 195V193L157 192L156 191V189H154ZM186 190V189H185ZM188 190H190V189H188ZM192 190V189H191ZM191 190H190V195L192 194L191 193ZM195 190V191H194ZM207 190V189H206ZM221 190V192H223L224 193V191L222 190V188L220 189ZM252 190H254V192L256 193V197H257V195H258V197L260 198V199H258V197L256 198V197H254V192H249V191H252ZM3 191H5V190H3ZM24 191H23V194H24ZM28 191H26V193L28 192ZM65 191H67L68 193L69 192H71V191H69V188L67 189L66 188V190ZM65 191L62 193V194H65V197L61 194V196L63 197V198H66L67 199V197H66V195L68 194L67 192L65 193ZM71 192V194L73 193L74 194V192ZM77 191V190H76ZM83 191V192H84ZM117 191V190H116ZM194 191V192H193ZM193 193H196V189H193ZM200 192L197 196H195V197H191L190 196V198H193V199H188L187 198V196L186 197H184L185 199L187 198V200L186 201H188V203H190V204H193V206H194V204H199V202H202V203H205V204H202L203 206L204 205H206L207 206V203L210 205V206H214V204L216 203V204H220V202H219V199H218V196L217 195H215V197L217 198V201H218V203L217 202H215L216 200H214L215 199V197L212 199L213 200V202H212V200L208 197V196H206V195H203V194H201V193H203L202 191H200L199 189L197 190V192ZM230 191H232V189L230 190ZM2 192V191H1ZM15 192H16V190H15ZM14 192V195L16 194ZM28 192V193H29ZM77 192H80V193H82L83 194V192H82V188L81 189H79ZM77 192H75V193H77ZM85 192H84V194H85ZM90 192H86L87 194L86 195H84V196H82V197H85L86 199H88V200H90V198L88 197L87 198V196H88V194L90 193ZM143 192L142 193H140V195L142 196L143 195ZM153 192V191H152ZM152 192H150L149 194H152ZM170 192V191H169ZM169 192H166V194L167 193H169ZM185 192H189V191H185ZM211 192V193H210ZM3 193V192H2ZM2 193H0V195L2 194ZM8 193H10L9 194V196H8ZM18 193H22V191H18ZM16 194L17 196L19 195L20 196V194ZM25 193V194H26ZM29 193V194H30ZM46 193V194H45ZM49 193V194H48ZM51 193V194H50ZM79 193V194H80ZM180 193H181V190H180ZM219 193H220V191H219ZM222 193V194H223ZM224 193V195H225V198L227 197V194H225ZM251 193V194H250ZM253 193V194H252ZM3 194H5V193H3ZM2 194V195H3ZM13 194V193H12ZM24 194V195H25ZM28 194V195H29ZM48 194V195H47ZM69 195V201H70V197L73 195ZM81 194V195H82ZM90 194V195H91ZM95 194H93L95 197H96V199H98L99 197H101V196H103V195H101V196H97V195H95ZM148 194V193H147ZM148 194V196L147 195H145V193H144V195H143V197H139L140 195L139 194H137V198H139L140 200L141 199H143L144 198V196H146L145 198H147L146 200L144 199L143 201L141 200V201H139V199H136V200H138L139 202H143V205L145 206V201H147L148 199H149V197H151V195H149ZM157 194V193H156ZM165 194V195H166ZM183 194H185L184 193V191H183ZM183 194L181 193L180 195H182V197H183ZM189 194V193H188ZM234 194V197L237 195H235V192L233 193ZM233 194L231 195V193H228V195H231V196H233ZM2 195H1V197L0 198H2ZM23 195V196H24ZM27 195V194H26ZM30 195V196H31ZM60 195V194H59ZM77 194H75V196H76ZM81 195H79V196H81ZM93 195H91V196H93ZM139 195V196H138ZM171 195H173V193H171ZM187 195V194H186ZM211 195V196H210ZM219 195V197H221V194H218ZM223 195V196H224ZM261 195H264V194H262L261 193ZM22 195L20 196V199H17V202H20V201H18V200H21V199H23V201H24V198H21V197H23ZM31 196V197H32ZM75 196H72L71 198H75ZM90 196V197H91ZM93 196V197H94ZM168 196H170V195H168ZM185 196V195H184ZM189 196V195H188ZM3 197L5 198V195H3ZM6 197V198H7ZM13 197L14 196H11L10 198H11V200H13ZM31 197L30 198H27V196L25 197V203L26 202H28L27 200L29 199V202H30V204H32L31 203V201H34V200H31ZM36 197H32L33 199H35ZM49 197V196H48ZM58 197H60V196H58ZM62 197H60V198H58V199H60V200H58L57 198H53V199H56L58 202H60V203H58V205L57 204H55V203H53V205L54 206H52V204L50 205V207L52 208H54L55 209V206H58V207H60L59 206V204L62 206L63 204H64V207L65 208H67L68 206H69V208L71 207H73L74 205L73 204H71V201H70V204L71 205H65V203H66V199H62ZM92 197V198H93ZM98 197V198H97ZM155 197H157L158 198V195L157 196H155ZM172 197V196H171ZM171 197H169L170 199H171ZM181 197V196H180ZM233 197V198H234ZM237 196H236V199L238 198ZM5 198V199H6ZM17 197L15 196V199H16ZM51 197H49V199H47V201L49 200L50 202L49 203H45V201H44V207H43V209H44V211H45V206H47V207H49L47 204H50V203H52L53 201H55L56 202V200H51L50 199ZM92 198H91V200H92ZM103 199L105 198V197H102ZM153 197H151V199H152ZM184 198H180V200H178V201H180V202H178L176 199V201H174V202H172L174 199L172 198V201H170L168 198V200L170 201V203H171V205L174 203V207H178V206H176V204H177V202L178 203H181L182 205H185V207H189L190 205L189 204H184V202H185V199ZM223 198V197H222ZM222 198H221V200H222ZM223 198V200L225 201L226 199L227 200H230V198H229V196H228V198ZM232 198V197H231ZM262 198H264V197H262ZM2 199L3 200V202H5L6 204L7 203H9V202H11V200L9 201L8 199ZM14 199V200H15ZM27 199V200H26ZM43 199V198H42ZM61 199L62 200H64V201H62L61 202ZM95 199V198H94ZM93 199V200H94ZM101 198H99V200H100ZM106 199V198H105ZM235 199V198H234ZM234 199H231V200H233V203H235L236 202V199H235V202H234ZM239 199V198H238ZM241 199V198H240ZM237 200V201H239L238 203V205L240 206V205H242V207H245V204L244 203H240L241 202V200ZM2 200L0 199V201H1V203L3 204V202H2ZM13 200V201H14ZM72 200V199H71ZM102 200V199H101ZM107 200V199H106ZM226 200V202H224V205L226 206V203L227 202H229V201H227ZM259 200V201H258ZM7 201V202H6ZM16 201V200H15ZM23 201H21L22 203H23ZM41 201V202H40ZM52 201V202H51ZM69 201H67V202H69ZM134 200H130V202H126V204H128V205H130L131 206V204H133L132 202H133ZM17 202H13V203H9V204H7L8 206L6 207H4V205L2 206L1 205V203H0V205L3 207V209H11V210H14V209H12V208H16V207H18V205H16V203ZM28 202V203H29ZM36 202V200L34 201V203ZM40 202V204H38ZM64 202V203H63ZM98 202H100V201H98ZM137 201H135L134 202V204L136 203ZM138 202V203H139ZM149 202H150V200H149ZM214 203V204H212V203ZM245 202V201H244ZM250 202H254L253 204L252 203H250ZM262 202H264V200L262 201ZM33 203V205H34V207H31L32 208V210H34V208H35V204ZM73 203H75V205L77 206V204H76V202L74 201ZM137 203V208L139 209V207H141V206H139V204ZM147 203V202H146ZM154 203V202H153ZM153 203H149V204H153ZM168 203V202H167ZM170 203H168V204H170ZM211 203V204H210ZM222 203V202H221ZM232 203V204H233ZM27 204V203H26ZM30 204H29V206H28V208H27V210L29 209V207H30ZM103 204V203H102ZM147 205V207L148 206H150V205ZM155 204V203H154ZM197 204L195 205V206H197ZM232 204H230V206L232 205ZM244 204V205H243ZM264 204V203H263ZM262 203L260 204V205H262L263 207H264V205H263ZM9 205H10V208H8L9 207ZM24 205V204H23ZM22 205V206H23ZM32 205V206H33ZM97 205H98V203H97ZM101 205V204H100ZM100 205H98V207H97V210L95 209V212H98L99 213V211H102V212H104V210L105 211H108V209H107V207H108V205H107V207H104L103 205H102V207L103 208H101L100 207ZM142 205V204H141ZM143 205H142V207H143ZM177 205H179L180 206V204H177ZM181 205V206H182ZM235 205H237L236 203L234 204V206ZM237 205V206H238ZM247 205V206H248ZM257 205H255V207L257 206ZM1 206H0V210L2 209L1 208ZM39 206H37V208L39 207ZM43 206V205H42ZM42 206L41 207H39V209L40 208H42ZM67 206V207H66ZM126 206V208H128L127 207V205H125ZM134 205H132V207H133ZM172 206V207H173ZM180 206V207H181ZM195 206L194 207H192V208H194L195 209ZM201 205L199 204V208L200 209H204L205 207H200ZM217 206V205H216ZM221 206H223V203L221 204ZM220 206V207H221ZM237 206H235V208L237 207ZM239 206L237 207L238 209H239ZM250 206V205H249ZM12 207V208H11ZM24 207V206H23ZM64 207H61V208H63V210H60V211H65L66 209L64 208ZM132 207L129 209V210H131L132 209ZM135 207V206H134ZM141 207V209H143ZM147 207H144V209L145 208H147ZM183 207V206H182ZM198 207V206H197ZM196 207V208H197ZM224 207V206H223ZM222 207V208H223ZM226 207H228L229 208V206L227 205ZM232 207H233V205H232ZM241 207V208H242ZM18 208H20V207H18ZM25 208V207H24ZM23 208V210H22V207H21V210L22 211H24L25 209ZM51 208L49 209V211H48V208H47V210L46 211H48V212H50V210H51ZM52 208V209H53ZM69 208H68V210H69ZM75 208V207H74ZM77 208V207H76ZM75 208V209H76ZM107 210H106V209ZM136 208V209H137ZM190 208V207H189ZM188 208V210H190ZM199 208L197 209L198 211H199ZM208 208V207H207ZM213 208H215V207H211V210L213 209ZM218 207H216V209H217ZM222 208H218V209H221L222 210ZM234 208V209H235ZM252 208V209H253ZM36 209V208H35ZM53 209V210H54ZM57 209H59V208H57ZM57 209H55L54 211L52 210L51 212L52 213H54ZM74 209V211L76 212V210ZM101 209V210H100ZM103 209V210H102ZM133 209H135V208H133ZM183 209H185V208H183ZM194 209H191V211H190V213H186V215L188 214V216L190 217V215L189 214H191V212H192V210H194ZM206 209V208H205ZM209 209H210V207H209ZM209 209H206V210H209ZM224 209V208H223ZM231 209V208H230ZM233 209V208H232ZM259 212H260V210L261 209H263V208H261L260 206H259ZM16 210L17 211H15V212H13V213H20L21 212V210H20V212H18V210L19 209H17L16 208ZM32 210H31V212H32ZM37 210V209H36ZM70 210H72V209H70ZM213 210H215V209H213ZM224 210H226V209H224ZM257 210V207H256V209L254 208L253 209V211L255 212ZM10 211V210H9ZM9 211H6L5 212V210H3V212H5L6 213V215L8 216V219H3L1 222H0V264H24V263H27V262H25V255L27 254H29L30 256H31V253H33L34 251H37V254H38V256L36 255V256H28L27 257V259H29L28 261H30V264H31V262H32V259H30V258H33V260H35L36 258H38L39 256H42V257H40L41 258V262H43V264L45 263V264H47V262H49L48 264H139V262H141V263H144V261L143 260H146V256H145V254L147 253H153L152 255H154V256H156V249H155V251H154V247L153 248H151V249H148V251L149 252H146V250H145V248H146V246L145 245H147V244H149V246L147 247V248H149L150 247V245L151 246H153L154 244L153 243H155L157 240H159L164 246H167L166 248H168V246L171 248H173V246L175 247V248H173V250L175 249V250H177V245L179 244V248H178V250L177 251H173L176 255H178L179 253H178V251H182L183 252V250L181 249L180 250V248L182 247L183 249L185 248V247H183L186 243H187V241L188 240H190L191 239V237H192V235H193V237L194 236H196L194 239L196 240L197 238L199 239V238H201V236H199V234L198 233H195V230L196 229H198V231H199V229L201 230V231H199V233L201 232L202 233V240L200 239V241L201 242H199V240H196L197 242H199L200 244H203V245H199V243H196V241L192 238V240H194L193 242H194V244L196 243V244H198V247L200 248V246L202 247L201 249H203V253H200V256H199V253L198 252H201L202 250H200V249H196L195 248V245L193 244L192 246H191V248L189 247V248H187L188 250L189 249H192V247H194V250L196 249V254L199 256L198 258H196V260L195 261H193V262H191L192 260H193V257L191 256L192 254L194 255V250H191L193 253H188V252H190V251H186V253H184V255L185 254H187V256H185V257H179V256H176V258H180L179 260L180 261H177V259L175 260L176 262L174 263V264H178L179 262V264H187L188 263V257H192V258H190V260L191 261H189L190 262V264H226L225 262H229V264L231 263V264H246L247 262H241L242 260H240V259H242L243 257L245 258H243V260H247V259H249V260H251L253 263L255 262L254 261V256H261V255H264V251H263V247H264V216L263 217H261V215H263L262 213H260V217H254V215L255 214H257L258 213V211H256L255 212V214H253V217L251 216L252 214L251 213H249L250 214V216L251 217H248L247 216V214H245L246 215V217H244L245 215H242L241 217L243 218V219H239V218H237V217H240V216H235L234 214L232 215V218H233V216H234V219H230V216H228V214H226L227 216H225L224 218H229V219H227V220H225V219H216V217H218V215L217 216H215L214 215V219L212 220V217H208L209 215H210V213L208 214V215H206V216H204V220L206 219V217H207V219L208 218H211V220H202V218H203V216H201V218H198V217H196L195 215V217L196 218H193L192 216L190 217V218H188V217H186L185 215L183 216V217H186V218H184V219H181L182 217H180L179 219L177 218H175V219H172V218H174L176 215L174 214L173 216H172V213L170 214H167V216L165 215V214H163L164 216V219L163 218H161L160 219V217H162L161 216V214L159 213L158 215H159V219H156V213H154L155 214V216H153L152 214H149L150 215V217H149V215H148V213L147 214H144L143 216L142 215H139V214H141V213H144L145 211H146V209L145 210H137L139 213H138V215L137 214H135V216H134V212H135V210H133L134 212L131 214V215H129L128 213L130 212H132V211H127L128 213H127V215H126V213H124L125 215L123 216V213H116V214H113L115 217H113L112 216V219H107L106 217H109V218H111V215H109V214H107L108 212H104V214H106V215H109V216H106V215H103L104 216V218L105 219H107V222H106V220L105 221H102V222H94V221H91V220H96V217L95 216H97V218L98 217H100V216H98V214L97 215H92V214H94L93 213V211L92 212H90V211H88L87 212V214L86 215H88V213L91 215L90 216V218H91V220H90V218H87V220H90V221H84L85 219H86V217L87 216H85V218L84 217H78L79 219L80 218H83L82 220L80 219V221H83V222H77L79 219L77 218V220H76V222H74L75 221V219H76V217L75 218H70L69 217V219H71V221H73V222H71V221H69V219H68V217L67 218H65L66 217V215L65 214H63V213H65V212H62V213H60V214H63V216H64V218H60V219H65V221L63 220V222H61L60 221V219H58V222H56V219H54L53 221L54 222H56V224L54 225V223L52 222V221H48V223L49 224H47V225H44V223L47 221V219H46V221L43 223L42 221L45 219V217H44V219L43 220H41L39 217H38V219L39 220H41V221H39V220H37V222H41V224H37L36 223V219H34V223H33V219H32V217L33 218H37V217H35V216H32L31 217V219H30V221L28 222V223H30V227L31 226H33V225H31L32 223L33 224H37V225H34L35 226V229L33 228V229H31L29 226H28V224H27V222H25L24 221V219H25V216H24V219L23 220H21V218L20 217H22L23 218V216H20V214H17V215H19L20 217V220H18L17 219V215H13V213H12V211H10L11 213H12V215H10L11 217H12V219H13V217L14 216H16V219L17 220H12L11 219V217L9 216V214H11V213H9ZM58 211L59 210H57L56 212L58 213ZM137 211H136V213H137ZM141 211V212H140ZM144 211V212H143ZM194 211H196V210H194ZM194 211L192 212V213H194ZM263 212H264V210H262ZM1 213H0V216H2V211H0ZM7 212L9 213V214H7ZM25 213L26 212H29V210L28 211H24ZM31 212H30V214H31ZM50 212V213H51ZM71 212V211H70ZM77 212H78V209H77ZM23 215H25L23 212H21ZM67 213H69V211H67ZM66 213V214H67ZM73 213V212H72ZM74 214H76V213H74ZM96 214V213H95ZM103 214V213H102ZM101 214V212H100V214L99 215H102ZM185 214V213H184ZM194 214H196V213H194ZM212 214V213H211ZM248 214V215H249ZM5 214H3V216H4ZM5 215V216H6ZM26 215H28V213L26 214ZM158 215H157V218H158ZM168 215H170V217H168ZM178 215V214H177ZM181 215H183V214H179L177 217H179V216H181ZM197 216H200V215H198V214H196ZM213 215V214H212ZM258 216H259V214H257ZM1 217V218H5V217ZM62 216V217H63ZM93 216V217H92ZM106 216V217H105ZM147 216H148V218H147ZM220 216V215H219ZM10 217V218H9ZM27 217V216H26ZM28 217H30V215L28 216ZM152 217H155V218H152ZM221 218H223V215L222 216H220ZM235 217H236V219H235ZM1 218H0V220H1ZM7 218V217H6ZM42 218V217H41ZM93 218V219H92ZM101 219H102V217H100ZM170 218V219H169ZM219 218V217H218ZM29 219V218H28ZM28 219H25L26 221H28ZM66 219L69 221H66ZM72 219H74V220H72ZM100 219V220H101ZM200 219V220H199ZM216 219V220H215ZM50 220V219H49ZM99 220V219H98ZM102 220H104V219H102ZM202 220V221H201ZM32 222V223H31ZM60 222V223H59ZM43 223V224H42ZM50 223H52V225H50ZM33 226V227H34ZM197 230H196V232H198ZM193 232L195 233V234H193ZM200 233V234H201ZM199 236H197V235ZM160 242H158V245L160 246V248L158 247V245H157V247H158V249H157V252H159V249L161 250V249H163V247H161V245L159 244ZM190 243H192V242H188V244H190ZM156 244H157V242H156ZM172 244H173V246H172ZM171 245V246H170ZM187 245V244H186ZM185 245V246H186ZM155 246V245H154ZM190 246V245H189ZM145 247V248H144ZM197 247V246H196ZM7 248H9V249H11L10 251L12 252H7L9 255H10V257H7V253L5 252L6 251V249ZM165 248V249H166ZM170 248H168L167 250L170 252L171 250H170ZM171 248V249H172ZM186 248H185V250H186ZM217 248L220 250H218L217 251ZM153 249V250H152ZM216 249V251H217V253H215L213 250H215ZM51 251V253L52 252H54V253H52V255H51V253H50V251ZM222 250H224V252L225 251H232V252H234V254H232L231 256H230V254H229V256H228V253H226L225 252V259H223L220 255L218 256L217 254L219 253L220 254V252L222 251ZM204 251H205V253H204ZM227 251V252H228ZM241 252V253H239V252ZM30 252V253H29ZM40 254H39V253ZM48 252L50 253V255L48 254ZM160 252H162V250L160 251ZM159 252V253H160ZM164 252H166V251H164ZM163 252V253H164ZM173 252H172V254H171V252H170V255H172V259L175 257L174 255H173ZM214 252V253H213ZM155 253V254H154ZM181 253V252H180ZM215 255H217L218 257H216V258H214L215 256H211V255H213V254ZM36 254V253H35ZM42 254V255H41ZM158 254V253H157ZM162 254V253H161ZM165 254V255H164ZM164 254H162V255H164V256H166V254H168V252H166V253H164ZM181 254H183V253H181ZM195 254V256L197 257V255ZM201 254H206V256L207 257H213V259H209L208 260V258L207 259H205V257H203ZM222 255V254H221ZM239 255H242V256H239ZM145 256V257H144ZM159 256H161V255H158V258H159ZM164 256H161V257H163V258H160V260H158L157 258H156V260H158V261H161V260H166V259H164ZM169 256V255H168ZM168 256L167 257H165V258H168ZM223 256V255H222ZM228 256V257H227ZM143 257H144V259H143ZM148 257V256H147ZM153 257V256H152ZM152 257H151V259H152ZM240 257H242V258H240ZM262 257V256H261ZM264 257V256H263ZM35 258V259H34ZM139 258H141L142 259V261H139L140 259ZM171 258V256H169V259ZM221 258L223 259L222 261H221ZM247 258V259H246ZM258 259H259V257H257ZM147 259H149V258H147ZM153 259H154V257H153ZM185 259V260H184ZM187 259V260H186ZM195 259V258H194ZM258 259H255L256 260V262H259V260ZM155 260V259H154ZM27 261V260H26ZM37 260H35V262H36ZM39 261L40 260H38L37 262H36V264L38 263V264H40L39 263ZM137 261H138V263H137ZM148 262H149V260H147ZM168 261V260H167ZM170 262H173L174 261V259H173V261H171V260H169ZM186 261H187V263H186ZM34 261H33V263L32 264H34L35 263ZM154 262V261H153ZM156 262V261H155ZM154 262V263H155ZM164 262V264H169V263H165V261H163ZM162 261H161V263H163ZM260 262H264V259L261 261V259H260ZM259 262V263H260ZM140 263V264H141ZM145 263H146V261H145ZM144 263V264H145ZM159 264H160V262H158ZM258 263V264H259ZM147 264V263H146ZM149 264V263H148ZM151 264H152V261H151ZM156 264V263H155ZM170 264H172V263H170ZM249 264V263H248ZM254 264H257V263H254ZM260 264H262V263H260Z\"/></svg>",
    "mask_w": 264,
    "mask_h": 264
}]
</instances>
